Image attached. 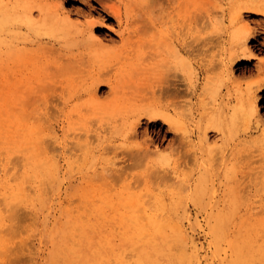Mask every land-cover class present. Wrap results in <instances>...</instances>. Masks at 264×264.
I'll use <instances>...</instances> for the list:
<instances>
[{"label":"bare ground","instance_id":"6f19581e","mask_svg":"<svg viewBox=\"0 0 264 264\" xmlns=\"http://www.w3.org/2000/svg\"><path fill=\"white\" fill-rule=\"evenodd\" d=\"M71 1L73 0H0V44L1 43H11L13 41V43L17 42V46H14V48L16 47L17 49V59L18 60H21L23 55H22V52H25L24 56L26 57V59L24 60H31L32 59V63H33V58L36 59V57H52L55 58L54 60V71L52 72H49L48 74H46L48 71L45 70L44 74V78H41L43 76L40 77L38 75V71H40V67H39V64L37 65L39 68H37V75L38 78H41V81L42 82H47V86H44V88H42L41 90H38L39 94L42 96V98L44 99L43 102H47V96H46V91L48 90H53V91H57V88H56V85L59 84L60 87H61V90H60V93L58 94L59 95V98L60 99H63V102L66 106H68L69 104V98L70 96H66L68 97L67 99L64 97V92L65 91H68L66 93H69L71 94V97L73 98H77L79 99L82 94L84 93V89H76L74 92L71 90V86L79 81H85L86 83V89L85 91L88 92V94L90 95V100L92 101L93 105L90 104L89 105V102H88V105L89 106H96L98 105V102L102 99V96L105 98H110L111 100L113 101H118V105L116 104L115 107H122L124 106L126 112L125 114L122 116L124 119H123V124L121 125V127L119 128L120 131L123 132V136L124 137V140L123 142L121 141L120 144H117V145H113L112 147L116 149L118 148H121V151L122 152H125V155L129 156L130 159H134V163L133 165L135 164H138L140 163L141 161L145 160V159H150L151 155H153V153H155L157 150H154L152 149L151 147L153 146V143L155 141V139L151 138L150 137V141L149 139H144L142 141H139L138 140L136 142H133L132 140L130 141V138L132 137H135V136H139L138 134L140 133L141 134V126L143 125V123L148 120L149 122H154V124L158 123L159 121H162L163 124H166L168 127L167 130H169L172 134V143L171 144V148H172V151H174L175 153V150L176 152H179L181 154L182 151H184L185 149L188 150L190 147V150L191 149H195L194 148H191L193 146H195L196 144V141H195V137L198 138V142L200 143H203V142H207L208 139H209V136L211 134H214L217 133L219 139L221 138L222 140V143L224 141H228V139H232L234 138L235 136V133L236 131L239 130V125L238 124H241L242 126H244L243 128V135L244 138L243 139H240V141L242 140L244 144L248 143V142H252V139H249L247 138V134H249V132H251V129L253 127H255L254 129H257V128H262V133L260 134V137L264 140V120H262L260 117L261 115L259 116L258 113L260 110L258 108H260V106H264V93L260 95V101H262L263 103H257L258 102V97H257V90L258 88H260L261 86H264V57L260 58L261 56L259 54H257L256 50L260 51V52H264V0H219L221 2L220 5V8H221V13L220 14H213V12L209 11L208 10V22L206 23V25L203 27V28H200V29H196L195 27V30L199 32V35L197 37H193L194 39L192 41H188L187 39V36H184V32L185 30L183 31V29L185 27H182L181 26H178V25H175L174 22L173 24L171 25L170 21H169V25L167 24L168 21H167V16L169 17L168 14H175L174 12L171 13V11L175 8V6H180L181 3H183L182 1H178V0H166L165 2L167 3V13L165 12L166 11V8H165V4L162 6V0H82L83 2L85 1V6H86V12L85 13H88L86 15V18L83 19V20H72V16L70 14V11L67 10L65 8V4H68L70 3ZM164 1V0H163ZM176 1H178L176 3ZM187 1V0H186ZM194 2H196V0H193ZM218 1V0H217ZM185 2V1H184ZM189 2V0H188ZM207 2H210V0H207ZM214 2V1H213ZM187 2H185L184 4H186ZM183 4V5H184ZM152 7V8H151ZM169 8H171L169 11ZM182 7H180L181 9ZM174 10H176L175 12H177V8H175ZM77 11V10H76ZM179 13V12H178ZM181 13V12H180ZM184 14V13H183ZM78 15V14H77ZM83 15V14H82ZM176 15V14H175ZM182 15V13H181ZM185 15V14H184ZM180 16V14H179ZM81 17V15H80ZM79 17V18H80ZM172 17V16H170ZM169 17V18H170ZM175 17V16H174ZM181 17V16H180ZM83 18V17H82ZM167 18V19H166ZM176 18V17H175ZM81 19V18H80ZM171 20V19H170ZM111 21V23H109ZM175 21V19L173 20ZM180 22V20H179ZM177 24V22H175ZM183 24V23H182ZM171 25V26H170ZM180 25V24H179ZM190 29V27L188 28V30ZM187 31V29H186ZM187 34V33H185ZM188 35V34H187ZM196 36V34L194 35ZM9 38V40H8ZM43 39H47V40H50V42H52V45L50 46H44L42 45V40ZM49 42V44H50ZM20 43H24L23 46H26V47H20ZM8 45V44H7ZM22 45V44H21ZM1 46V45H0ZM3 48V47H1ZM5 48V47H4ZM13 50L12 47L10 48L9 47V51ZM4 50V49H3ZM2 51V50H0ZM8 51V50H7ZM7 51H4L7 53ZM15 53V52H14ZM13 53V55H14ZM12 55V54H11ZM10 55V56H11ZM16 56V54H15ZM15 56L12 57V60H11V57L10 61L11 64L14 63V61H16L17 59L15 58ZM29 56V57H28ZM67 56V58H65ZM174 57V59H176V61H178L179 63H175L174 66H171L168 62V64L170 65L169 66V71H173L172 73L170 72L171 75L167 74V70L164 71V69H162L161 67L162 66H166L167 68V63L164 61L167 60L166 57ZM1 57V55H0ZM6 57V56H5ZM30 57H33L31 59H29ZM63 57L65 58V62H64V59ZM209 57V58H208ZM16 59V60H14ZM63 59V61H62ZM154 60V62L152 60ZM193 59H196L195 61H198L200 59H204L206 62L203 64V70L204 72H206V84H205V87H204V90L206 91V89H209L211 94L215 97V100H218V102L215 103V106L213 107V110H210L206 112V115L204 114V117L202 118V121L200 122V124L198 125V128L197 129H191L190 127V124L187 123L188 121H186V119L184 118L183 114L186 115L190 113L186 110H184V113H181L179 108L180 106L182 105V107H187L185 106V104H187V102L185 101V103L183 102L184 100L182 99L184 97L185 94H187L186 92H188V95H189V89L190 88H193V87H196V84H193L195 82H191L193 85L191 84H188V82H186V73L188 72L189 70V74H191L190 71H193L192 68L195 67V61H193ZM3 60V59H2ZM5 60V58H4ZM5 60V61H6ZM17 60V61H18ZM47 61H49V59H46ZM151 60V61H150ZM166 63V65L162 64L163 61ZM173 60V59H172ZM8 61H7V65H5V67L9 66L8 64ZM161 61V62H160ZM168 61V60H167ZM2 62V61H1ZM9 62V63H10ZM19 62V61H18ZM204 62V61H202ZM3 63V62H2ZM31 63V64H32ZM36 61L34 60V63L35 64ZM17 64V63H16ZM23 64V63H22ZM117 64H121L120 66H117ZM199 64V63H198ZM2 66V64H0ZM3 65V67H4ZM25 68H26V64H24ZM0 66V68L2 69V67ZM19 66V65H18ZM21 66V65H20ZM29 66V65H28ZM31 67V66H30ZM34 67V66H33ZM11 69L13 68L12 66L10 67ZM19 68L21 67H18V70ZM32 68V67H31ZM49 68V67H48ZM46 68V69H48ZM115 72L111 73V71L113 69ZM164 68V67H163ZM218 68V71H216L214 74L213 72L215 71L214 69ZM10 69V70H11ZM16 69V67H15ZM35 70V68H32ZM44 69V68H43ZM53 69V68H52ZM4 70V68L2 69ZM1 70V71H2ZM9 70V69H8ZM7 72L8 74H4L5 72H2L3 74H1V76L3 78L4 75H9V73L11 74V72ZM29 70V68H28ZM28 70H27V73H28ZM256 70V71H255ZM0 71V72H1ZM5 71H6V68H5ZM17 71V70H16ZM196 71V70H195ZM212 71V73H211ZM239 71V72H238ZM248 71H255L257 72V77L250 81L248 84H246V86L244 87H241L240 86V75L241 73L245 74L246 72L248 73ZM13 79L14 81H11V85L8 84L10 88L6 89V91L8 92L7 93V99H5L6 97H3V102L6 105H8L9 107V117H10V120L12 122H15V123H18L17 121H19L20 119H22V110L21 108H23V101H20V92H19V84H18V81L21 79V76H16V72L13 68ZM18 72H22L21 70H19ZM23 73V72H22ZM43 73V72H42ZM193 73V72H192ZM246 73V75H247ZM188 74V75H189ZM22 75H26V72L25 74H22ZM255 75V74H254ZM27 76V75H26ZM25 76V77H26ZM1 77V78H2ZM20 77V78H18ZM189 77H191L189 75ZM187 77V78H189ZM244 77V75H243ZM9 78V77H8ZM18 78V79H17ZM12 79V77H11ZM12 79V80H13ZM25 79V78H23ZM23 79L22 81L20 80V82L22 83L23 82ZM2 80V79H1ZM5 80L7 81V77L5 78ZM40 80V79H39ZM191 81V80H190ZM192 81H193V78H192ZM1 82V81H0ZM3 82V81H2ZM75 82V83H74ZM243 82V81H242ZM5 83V81L3 82ZM2 83V84H3ZM8 83V81H7ZM20 83V85H22ZM46 84V83H45ZM42 85V84H41ZM76 85V84H75ZM74 85V86H75ZM78 87V86H76ZM0 88H1V83H0ZM226 89V91H224ZM203 90V91H204ZM236 90L237 92L239 91V94L238 95H234V93L236 94ZM5 91V92H6ZM190 91H193L190 89ZM195 91V90H194ZM204 91V92H205ZM49 93V91H48ZM193 93V92H192ZM191 93V94H192ZM6 94V93H5ZM22 94V92H21ZM206 94V93H205ZM203 95V93H202ZM211 95V96H212ZM5 96V95H4ZM165 96L166 99H168V96L170 97V101L167 102V103H163V101L161 100V97ZM167 96V97H166ZM187 96V95H185ZM23 97V96H22ZM41 98V97H40ZM85 98V97H84ZM164 98V97H163ZM164 98V99H165ZM173 98V99H172ZM5 99V100H4ZM83 99V98H82ZM163 99V100H164ZM7 100V101H6ZM46 100V101H45ZM75 101V100H74ZM211 101V100H210ZM234 101V103H233ZM1 102V103H3ZM8 102V103H7ZM61 102V103H63ZM106 102V101H105ZM110 102V101H108ZM166 102V101H165ZM191 102V101H190ZM113 103V102H112ZM184 103V105H183ZM74 104V103H73ZM85 103L82 104V106H80V102H76V106L77 107H81L79 109L76 108L77 110V113L79 112H82V111H79V110H83L85 111L86 109L83 107ZM108 104V103H107ZM3 105V104H2ZM45 105V104H44ZM64 105V106H65ZM21 106V107H19ZM71 106V105H70ZM75 106V107H76ZM85 106V105H84ZM103 106V105H102ZM108 106V105H107ZM205 106V105H204ZM203 106V107H204ZM45 107V106H44ZM46 107L48 108V106L46 105ZM86 107V106H85ZM98 107V106H97ZM101 107V106H99ZM105 107V106H103ZM183 107V108H184ZM89 108V111H92L94 109H91L90 107H87ZM113 108V107H111ZM123 108V107H122ZM181 108V109H183ZM207 108V107H206ZM43 110V108H41ZM59 109V108H58ZM70 109V108H69ZM75 109V108H73ZM107 109V108H106ZM121 108H119L120 110ZM123 109V111H124ZM189 109V107H188ZM21 110V111H20ZM192 110V109H191ZM259 110V111H258ZM45 112H43V114L46 113V110H44ZM89 111H86V112H89ZM94 111H99V109L97 110H94ZM102 111V110H101ZM190 111V110H189ZM69 112V110H68ZM67 112V115H69L70 117L73 115H70L68 114ZM105 112V111H104ZM41 113V112H40ZM62 113V112H61ZM71 113V112H69ZM77 115L75 119L79 118V123L81 124H78V119L73 122V120L70 119V122L71 124L72 123H75V126L76 128H78L79 130H83L84 131V135H85V138L81 137L84 139L83 143L81 141V137L78 136L79 134H74V137L76 138L77 137V140H80L78 141V146L80 145V147L82 148H85L87 146L88 150L90 151L91 150V145L88 146V144L90 143V140L88 139L89 138V134L90 132H92V130L94 129H91L90 128V125L88 124V120L89 123L92 121L96 122V120H98V116L94 115L93 114V118H95V120H91L90 118H92V115L89 116L90 118L87 119L85 117V120L87 121H83V115H81V118H80V115L78 117V114L76 113V111H72V114ZM22 114V115H21ZM262 114V113H261ZM46 115V114H45ZM50 115V114H49ZM66 115V114H65ZM105 115V113H104ZM108 116V114H106ZM44 116V115H43ZM67 116V117H69ZM193 116V115H192ZM40 117V115H39ZM109 117L111 118L110 114H109ZM121 115L118 117L119 118V121L120 119L122 118ZM189 117V116H187ZM24 118V117H23ZM65 118V117H64ZM190 118V117H189ZM188 118V119H189ZM200 118V117H199ZM25 119V118H24ZM73 119V118H72ZM187 119V120H188ZM241 119V120H239ZM9 120V121H10ZM105 120V119H104ZM200 120V119H199ZM21 121V120H20ZM19 121V123H20ZM147 121V122H148ZM194 121V120H193ZM197 121V120H196ZM241 121V122H239ZM10 122V124L12 123ZM46 122V121H45ZM69 122V121H68ZM70 122L68 124H70ZM93 122V123H94ZM106 122V120H105ZM109 122V121H108ZM122 122V120H121ZM18 123V124H19ZM44 123V122H43ZM116 123V122H115ZM146 123V122H145ZM199 123V122H198ZM63 124V123H62ZM92 124V123H91ZM98 124V123H97ZM109 124V123H107ZM106 124V126H107ZM14 125V124H13ZM20 125V124H19ZM18 125V126H19ZM80 125V126H79ZM95 125V124H94ZM110 125V124H109ZM12 126V124H11ZM17 126V124H16ZM15 125L12 126L11 128H15L16 127ZM21 126H22V123H21ZM74 126V127H75ZM112 126V124H111ZM36 127V126H35ZM39 128V125L37 126ZM47 127V126H46ZM73 127V125H72ZM70 127V129L72 128ZM98 127V126H96ZM109 127V126H108ZM106 127V128H108ZM115 128L117 127L116 125L114 126ZM18 128V129H17ZM20 128V129H19ZM21 128H24L23 126L22 127H16L15 129H17V131H21V133H23V129ZM69 129V128H68ZM96 129V128H95ZM102 129V128H101ZM111 128H108V130H110ZM113 129V127H112ZM48 130H49V127H48ZM91 130V131H90ZM115 130V129H114ZM11 132L14 131L13 130H10ZM26 131V130H25ZM23 133L22 136H24L25 132ZM75 131V129H74ZM82 131V132H83ZM90 131V132H89ZM96 131V134H99L98 132H100L99 130H95ZM254 131V130H253ZM260 131V130H259ZM1 132V131H0ZM16 132V130H15ZM33 132V131H32ZM40 132V131H38ZM46 132V131H45ZM116 132V131H115ZM121 132V133H122ZM159 132V131H158ZM196 132L198 134H196ZM215 132V133H214ZM35 134L31 133V135H36V132H34ZM47 133V132H46ZM50 133V132H49ZM48 133V134H49ZM110 133V131H109ZM114 133V132H112ZM118 133V132H117ZM150 133V132H149ZM4 134V132H3ZM17 134V132H16ZM19 134V133H18ZM19 134V135H20ZM30 134V133H28ZM95 134V133H94ZM116 134V133H115ZM237 134V133H236ZM240 134V133H239ZM14 135V134H13ZM20 135V136H21ZM27 135V134H26ZM43 135V134H42ZM45 135V134H44ZM51 135V134H50ZM60 135V134H59ZM73 135V134H72ZM72 135H70L71 137H73ZM143 135V134H142ZM216 135V134H215ZM216 135V136H217ZM1 136H2V133H1ZM5 136V135H4ZM7 136V135H6ZM5 136V137H6ZM11 136V135H10ZM31 136V138H32ZM96 136V135H95ZM111 136V135H110ZM121 135H119L120 137ZM150 136V135H148ZM214 137V139L212 138V140L214 141L215 138L217 139V137ZM250 136V135H249ZM19 137V136H18ZM26 137V136H25ZM24 137V139H25ZM37 137V136H36ZM43 137V140H44V136ZM50 137V136H49ZM73 137V138H74ZM98 137V136H97ZM253 137V136H252ZM7 138V137H6ZM13 138V137H12ZM16 138V137H15ZM37 138H41V135L40 137H37ZM54 138V137H53ZM123 138V137H122ZM131 138V139H132ZM144 138V137H143ZM238 138V137H237ZM4 139V138H3ZM20 139V143L22 145V142L24 141ZM47 139V138H46ZM58 139V138H57ZM71 139V138H70ZM135 139V138H134ZM239 139V138H238ZM261 139V140H262ZM9 140V139H8ZM10 140H11V137H10ZM9 140V141H10ZM15 140V139H14ZM35 140V139H34ZM42 140V138L40 139ZM40 140H37V141H40ZM43 140L41 142H43ZM212 140H210V142H212ZM237 140V139H236ZM256 142H257V139H255ZM8 141V142H9ZM36 141V140H35ZM53 141V140H52ZM57 141V140H56ZM59 141V139H58ZM61 141V140H60ZM59 141V142H60ZM149 141V142H148ZM220 141V140H219ZM217 140V143L219 142ZM238 141V140H237ZM241 141V142H242ZM254 141V140H253ZM51 142V141H49ZM66 142V141H65ZM75 142V141H73ZM77 142V141H76ZM107 142V141H106ZM110 142V141H109ZM156 142V141H155ZM216 141H214L213 143H215ZM239 142V141H238ZM250 142V143H251ZM11 144L13 143V148H15V144L14 142H10ZM34 143V142H33ZM40 143V142H39ZM38 143V145H39ZM64 143V142H63ZM72 143V142H70ZM150 143H152L151 147H150ZM169 143V142H168ZM249 145H252V143ZM259 143V142H258ZM263 145H264V142H262ZM18 144V143H17ZM66 144V143H65ZM169 144V145H170ZM199 144V143H198ZM206 144V143H205ZM220 144V143H219ZM233 144H236V142H234ZM255 144V143H254ZM253 144V146H255ZM20 147H23L21 146ZM42 145V143H41ZM46 145V144H45ZM52 147H53V143L51 144ZM61 145V144H60ZM75 145V144H73ZM72 145V146H73ZM105 145V144H104ZM111 145V144H110ZM161 145V144H160ZM168 145V146H169ZM197 145V144H196ZM207 145L210 146V144L208 143ZM238 145V143H237ZM237 145H235L237 147ZM69 146V145H68ZM77 146V145H76ZM77 146V147H78ZM84 146V147H83ZM101 146V145H100ZM204 146V145H203ZM214 146V145H213ZM216 148L218 147V144L215 145ZM214 146V147H215ZM229 146V145H228ZM261 146V145H260ZM36 147V146H35ZM48 147V146H47ZM46 147V148H47ZM60 147V146H59ZM159 147V146H158ZM157 147V148H158ZM202 147V146H201ZM240 147V146H239ZM249 147V146H248ZM10 148V146L8 147ZM9 149V150H12V152L14 151V149ZM41 147L38 146L37 150L35 149V151H39ZM45 148V147H44ZM55 148V146H54ZM64 148V147H63ZM79 148V147H78ZM86 148V149H87ZM90 148V149H89ZM94 148V147H93ZM92 148V149H93ZM111 148V147H110ZM155 148V147H153ZM185 148V149H183ZM188 148V149H187ZM210 148L212 150H214L211 146ZM209 148V149H210ZM220 145L219 147L217 148L219 150ZM223 148V147H222ZM238 148V147H237ZM243 148V147H242ZM250 148V147H249ZM256 149L252 150L253 152L257 153V150H260L259 154L264 156V146H261V147H254ZM258 148V149H257ZM24 149V148H23ZM33 149V148H32ZM73 148L71 147V149L69 151H71ZM104 149V148H103ZM156 149V148H155ZM175 149V150H174ZM180 149H183L181 152H180ZM208 149V151H210ZM241 149V148H240ZM42 150V149H41ZM68 150V148H67ZM65 150V153L66 151ZM75 150V149H74ZM85 150V149H84ZM171 150V149H170ZM179 150V151H178ZM185 150V152H186ZM202 150V149H201ZM205 150V149H204ZM207 150V149H206ZM217 150V151H218ZM232 150V148H231ZM247 150V149H246ZM246 150H245V153H246ZM256 150V151H255ZM22 151V150H21ZM34 151V150H32ZM33 153V156L31 155V153L29 152L28 155L22 156V154H19L21 156V159L19 160V158L15 157V159L17 158L19 161H17V163H21L20 166L22 165L24 168L20 169V170H23V171H11L14 172V177H18V178H14L12 177L13 179L11 180H15L14 183L13 181H9L7 178L6 179H3L2 178V181L0 182V195L3 196L2 198L4 200H1L4 202L3 205L4 207L6 206V210H9V211H12V209L14 207H16V205L19 207V205L25 203V202H28L30 200V196L29 197V194L31 192H35L36 190L34 189L35 185L36 184H33L32 182L31 185L34 186V187H30L28 188L27 182L29 179L33 181V179L36 180V178H39L41 177L42 175H47L51 177V180L53 181L54 177H53V174L55 172V167L53 166L54 164V159L53 161L46 155V157H48L50 159V161L47 160V162L44 161V164H43V161H42V164H39L41 163L40 160H39V157L38 155L40 154V152H38L39 154H35L34 152ZM43 151H47V149L43 150ZM42 151V152H43ZM52 151V149H51ZM50 151V152H51ZM59 151V150H58ZM64 151V150H63ZM82 151V150H81ZM113 151V149L111 150ZM189 151V150H188ZM188 151L187 153H184V155H187L188 156ZM216 151V149H215ZM216 151V152H217ZM222 151V150H221ZM228 151V150H227ZM22 152H25V151H22ZM36 152V153H37ZM72 152V151H71ZM75 152V153H74ZM214 152V151H213ZM220 152V151H219ZM232 152V151H231ZM17 153V152H16ZM20 153V152H19ZM52 153H54L52 151ZM79 153V152H78ZM86 151H84V154L86 156ZM92 153V152H91ZM102 153V152H101ZM107 153V152H106ZM117 153V152H116ZM158 154V152H156ZM173 153V152H172ZM178 153V154H179ZM193 156L196 155V159H197V153L198 151L195 150V152L192 151ZM211 153V151H210ZM209 153V154H210ZM242 153V151L240 152ZM239 153V155H240ZM18 154V153H17ZM48 154V152H47ZM68 154V152L66 153ZM70 154V153H69ZM73 154L74 156L71 154V158L73 156V158L77 155L76 154V151H73ZM105 154V153H104ZM160 154V153H159ZM176 153V156L178 155ZM179 154V155H180ZM204 154H206L204 152ZM212 154V153H211ZM210 154V155H211ZM220 154V153H219ZM238 154V153H237ZM252 152L250 150V154L247 155L246 153V156L247 157H251L252 155ZM10 154L8 153V156ZM13 155V154H12ZM14 155L15 154V151H14ZM37 155V156H36ZM44 156V158L42 159H46L44 153L42 154ZM62 155V154H61ZM82 155V154H80ZM89 154L87 153V156ZM99 155V154H97ZM101 155V154H100ZM169 155V154H168ZM175 155V154H173ZM172 155V157H173ZM182 155V154H181ZM218 155V153L216 154ZM222 155V153L220 154V156ZM234 154L232 153V156ZM1 156V155H0ZM42 156V157H43ZM65 156V155H64ZM68 156V155H67ZM84 156V157H85ZM161 156V155H160ZM170 156V155H169ZM169 156H166L167 158ZM190 156V154H189ZM219 156V155H218ZM224 156V155H223ZM226 156V155H225ZM231 156V155H230ZM236 156V154H235ZM243 156V155H241ZM13 158V156L10 155V158ZM31 157H35L36 159L34 158H31ZM38 157V158H37ZM82 157V156H81ZM83 157V158H84ZM104 157V156H103ZM171 157V158H172ZM175 157V156H174ZM179 157V156H177ZM214 157L216 156H212V158H210V162H212L211 159L214 160ZM222 157V156H221ZM220 157V159H222ZM246 157V158H247ZM253 157H259L258 156V153H257V156L255 155L254 156V153H253ZM251 157V158H253ZM4 158V157H3ZM9 158V159H10ZM11 158V159H12ZM41 158V157H40ZM72 160L75 161V158ZM90 158V157H89ZM96 158H99V157H96ZM102 158V157H100ZM99 158V160H100ZM114 158V157H113ZM125 158V157H124ZM128 158V157H127ZM171 158L169 157L167 159V164L169 160H171ZM182 158V156L180 157ZM192 156L190 157V160ZM202 158V157H201ZM209 158V157H208ZM207 158V160H208ZM228 158V157H227ZM235 158H238V157H235ZM244 159V157H242ZM250 158V159H251ZM262 158V157H261ZM264 158V157H263ZM10 159V160H11ZM23 159V163L21 162V160ZM26 159V160H25ZM38 159V161H37ZM85 159H87L85 157ZM194 159V158H193ZM204 159V158H203ZM216 159V158H215ZM234 159V158H233ZM239 159H241V157H239ZM242 159V161H243ZM76 160H78L76 158ZM106 160V159H104ZM110 160V159H109ZM107 160V161H109ZM112 160V159H111ZM124 159H122L123 161ZM158 160V159H157ZM161 160V159H160ZM185 160V159H183ZM189 160V158L187 159ZM186 160V161H187ZM238 160V159H237ZM249 160V159H248ZM257 160V159H255ZM260 160V158L258 159ZM257 160V161H258ZM262 160V159H261ZM14 161L13 164H15L16 162ZM65 161V160H64ZM68 161L70 162L69 165H71V162L70 159L68 158ZM79 161V160H78ZM91 161V160H90ZM89 161V162H90ZM159 161V160H158ZM185 161V162H186ZM204 162L206 161V158L205 160H203ZM234 161V160H233ZM232 161V162H233ZM236 161V160H235ZM241 161V160H239ZM238 161V162H239ZM251 161V160H249ZM255 161V162H257ZM10 162V161H8ZM50 162V163H49ZM55 162H57V159L55 160ZM106 162V161H105ZM110 162V163H109ZM107 162L108 165H115L116 164V161H109ZM189 162V161H188ZM192 162H194V160H192ZM216 162V161H215ZM221 162V161H220ZM252 162V161H251ZM250 162V164L248 165L250 167V165H252V163ZM254 162V160H253ZM11 163V162H10ZM18 163V164H19ZM74 163V162H73ZM99 163V162H97ZM118 163V162H117ZM125 163V162H124ZM182 161L179 162L178 158H174V160H172L171 166L172 167V177H174L175 179H177L178 181H180L181 183V187L183 188V183L182 182H186L188 179V177H186V172H188L187 170L189 169V171H192L191 170V166L193 168V166L195 164H192L190 165L189 163V166H187V164L184 165L185 169H179V168H182V166L180 167ZM196 163V161H195ZM200 163V162H199ZM209 163V162H208ZM2 164V163H1ZM17 164L16 167H20L19 165ZM58 163H56L57 165ZM90 164V163H89ZM93 164H94V161H93ZM127 164V163H125ZM219 164V163H218ZM221 164V163H220ZM219 164V165H220ZM234 164V163H233ZM238 164H241V162H239ZM243 164V163H242ZM241 164V165H242ZM247 164V163H246ZM255 164V163H254ZM253 164V165H254ZM74 165V164H73ZM95 165V164H94ZM198 165V164H197ZM207 165V164H206ZM210 165V163H209ZM228 165V164H227ZM240 165V166H241ZM259 165V164H258ZM10 166V165H9ZM15 166H12V167H15ZM68 166V165H67ZM119 166V165H118ZM201 166V165H200ZM205 166V164H204ZM224 166V165H222ZM229 166V165H228ZM234 166V165H233ZM65 167V165H64ZM102 167V166H101ZM114 167V166H113ZM112 167V168H113ZM127 167V166H126ZM131 167V166H130ZM183 167V168H184ZM188 167V168H187ZM190 167V168H189ZM203 167V166H202ZM215 167V166H214ZM218 167V166H217ZM230 167H232V165H230ZM257 167V166H256ZM105 168V167H103ZM115 168V167H114ZM128 168V167H127ZM197 168V167H196ZM200 168V167H199ZM235 168V167H233ZM237 168V166H236ZM236 168L234 170H236ZM246 168V167H245ZM264 168V167H263ZM8 169V168H7ZM6 169V170H7ZM16 169V168H15ZM19 169V168H18ZM71 169V167H70ZM116 169V168H115ZM130 169V168H129ZM208 169V168H207ZM218 169V168H217ZM228 169V167H227ZM249 169V168H248ZM256 168H254L255 170ZM258 169V167H257ZM260 169V168H259ZM9 170V169H8ZM7 172V174L10 175V170ZM105 170V169H104ZM110 170V169H109ZM112 171H114L113 169H111ZM118 169H116L115 171H117ZM121 170V169H120ZM211 170V169H210ZM213 170V169H212ZM222 170V169H221ZM220 170V171H221ZM252 170V169H251ZM100 171V170H99ZM169 171V170H167ZM201 171V170H200ZM205 172V170H203ZM214 171H216L214 169ZM249 171V170H248ZM259 171V170H258ZM21 173L22 172V175L18 174V176L16 175L17 173ZM211 172V171H210ZM213 172V171H212ZM233 173V170L231 171ZM230 172V173H231ZM247 172V170L245 171L244 170V174ZM251 172L250 175H253V174H256L255 173H252V171H249ZM247 172V173H249ZM5 173V174H6ZM16 173V174H15ZM114 173V172H113ZM123 173V172H121ZM165 173V172H164ZM191 173V172H190ZM189 173V174H190ZM193 173V172H192ZM195 173H198V172H195ZM223 173V172H221ZM231 173V174H232ZM236 173V172H235ZM258 173V172H257ZM4 174V175H5ZM117 174V173H116ZM126 174V173H125ZM171 174V173H170ZM188 174V176H189ZM200 174V173H198ZM202 174H204L202 172ZM225 176H226V173H224ZM230 174V175H231ZM16 175V176H15ZM52 175V176H51ZM64 175V174H63ZM120 175V174H119ZM169 175V174H168ZM229 173L227 175L228 178L231 179ZM237 175V174H236ZM235 175V176H236ZM249 175V174H247ZM114 175H112L111 177H113ZM129 176V175H128ZM171 175H169V179L172 177H170ZM204 176V175H203ZM234 176V175H233ZM246 176V175H245ZM255 175H253L254 177ZM7 177V176H6ZM11 178V176H8ZM47 177H44L43 179L47 178ZM105 178V176H102ZM160 177V176H159ZM161 177H163L161 175ZM165 177H168V176H165ZM196 177V176H195ZM202 177V176H201ZM211 177V175H210ZM215 177V176H214ZM264 177V176H263ZM9 178V179H10ZM49 178V177H48ZM102 178V180L104 179ZM197 178V177H196ZM203 178V177H202ZM209 178V177H208ZM213 178V177H212ZM235 179V177H233ZM245 178H248L247 176ZM244 178V179H245ZM252 178V177H251ZM249 178V179H251ZM261 178V177H260ZM40 179V178H39ZM41 182V184L39 185L40 189L42 188L41 185H43V182L42 181V178L41 180H39ZM58 179V178H57ZM91 179V178H90ZM167 180H169L168 178H166ZM195 179V178H194ZM193 179V180H194ZM201 179V178H200ZM207 179V177H206ZM204 179V180H206ZM229 179V180H230ZM256 179V178H255ZM97 180H98V177H97ZM101 180V179H100ZM177 180H174L177 182ZM204 180L200 181V182H203ZM240 180V179H238ZM237 180V181H238ZM248 180V179H247ZM254 180V178H253ZM257 180V179H256ZM95 181V180H94ZM99 181V180H98ZM104 183H106L105 181L106 180H103ZM102 181V182H103ZM170 181V180H169ZM173 181L172 179V182L170 181L171 184H175V182ZM213 181V180H212ZM225 181V180H224ZM236 181V183H237ZM241 181V180H240ZM244 181V180H243ZM242 181V183H243ZM260 181V180H259ZM258 181V183H259ZM47 183V181H45ZM44 182V184H45ZM63 182V181H62ZM91 182V180H90ZM96 182V181H95ZM100 182V181H99ZM194 182V181H193ZM197 182V181H195ZM206 182V181H204ZM248 182V181H247ZM246 182V183H247ZM53 183V182H52ZM130 183V182H129ZM188 183V182H187ZM187 183L185 184L186 187H187ZM210 183H211V180H210ZM227 183V181H226ZM249 183V182H248ZM253 183V182H252ZM27 184V185H26ZM51 184V183H50ZM57 184H60V183H57ZM63 184V183H62ZM128 184V183H127ZM179 184V183H178ZM190 184V183H189ZM197 184V183H196ZM195 184V185H196ZM233 184V183H231ZM239 184V183H237ZM251 183H249L248 185L250 186ZM29 185V186H31ZM37 185V186H38ZM47 186H49L48 184H46ZM52 185V184H51ZM61 185V184H60ZM97 185V184H96ZM130 185V184H128ZM180 185V184H179ZM184 185V192L186 191V187ZM193 185V184H192ZM193 185V186H195ZM230 185V184H229ZM241 185V184H240ZM242 185H245L247 186V184L243 183ZM258 185V184H257ZM260 185V184H259ZM86 186H90V185H86ZM84 185V187H86ZM101 185H99V188H102L100 187ZM174 186V185H173ZM199 186V185H198ZM208 186V185H207ZM57 187V186H56ZM83 187V185H82ZM98 187V186H97ZM132 187V186H131ZM175 187H176V184H175ZM189 187V186H188ZM187 187V189H188ZM200 188L201 187H205L204 185L203 186H199ZM264 187V186H263ZM33 188V189H32ZM45 188H47L45 186ZM49 189L51 187H48ZM58 188V187H57ZM92 188V187H90ZM94 188V187H93ZM99 188H97L98 190H100ZM128 187H126L125 189L127 190ZM180 188V186L177 188L176 187V190H178ZM191 188V187H190ZM196 188V186H195ZM207 188V187H206ZM205 188V189H206ZM44 189V186L43 188L41 189V191ZM52 189V188H51ZM56 189V188H55ZM123 189V190H125ZM129 190H131L130 188H128ZM197 189V188H196ZM202 189V188H201ZM264 189V188H263ZM29 190H31V192H29ZM38 190V189H37ZM59 190V189H57ZM55 190V192L57 191ZM86 190L89 191L86 187ZM98 190H97V193H98ZM107 190V189H106ZM105 190V191H106ZM121 190V191H123ZM125 190V192H126ZM183 189H179L178 191H180ZM200 189H198L197 191V194L199 193L201 195V193L199 192ZM94 191H95V188H94ZM103 191V190H102ZM128 191V190H127ZM181 191V192H182ZM190 191V190H189ZM192 191V190H191ZM201 191V190H200ZM205 191V190H204ZM29 192V193H28ZM40 192V191H39ZM38 192V193H39ZM44 192V191H43ZM41 192V193H43ZM63 192V190H62ZM81 192V191H80ZM84 192V191H83ZM81 192V194L83 195L84 193ZM93 192V190H92ZM109 192H114L113 191H109ZM134 192V191H133ZM181 192H178L177 194H179L180 196V193ZM36 193V192H35ZM34 193V195H35ZM59 193V191H58ZM86 193H89V192H86ZM96 193V192H95ZM97 193L95 194V196L97 195ZM123 193V192H122ZM173 193V191L171 192V194ZM187 193V192H186ZM193 193V192H192ZM195 193V192H194ZM32 194V193H31ZM93 194V193H92ZM92 194L90 196H92ZM100 194V192H99ZM102 194V193H101ZM106 194V192H105ZM120 194V193H119ZM124 194V193H123ZM135 194V192H134ZM182 194V193H181ZM185 194V193H184ZM204 194V193H202ZM62 195V194H61ZM94 195V194H93ZM117 195V194H116ZM131 195V194H130ZM136 195V194H135ZM183 195V194H182ZM195 195V194H194ZM36 196V195H35ZM40 196V195H39ZM44 196V195H43ZM85 196V195H84ZM98 196V195H97ZM106 196V195H105ZM108 196V195H107ZM121 195H119L118 197H120ZM177 196V195H176ZM71 197V196H70ZM86 197V196H85ZM87 197H89L87 195ZM94 197V196H93ZM93 197H90L91 199ZM99 199L100 197H104L103 195L102 196H98ZM111 197V196H109ZM117 197V198H118ZM126 198V195L123 196ZM128 197V196H127ZM132 197H135V196H132ZM132 197H131V200H132ZM175 197V196H174ZM201 197V196H200ZM45 198V197H44ZM44 198H42L44 200ZM67 198V197H66ZM73 198V197H72ZM108 198V197H107ZM112 198V199H111ZM111 201L113 200V196L111 197ZM141 198V197H140ZM193 198V197H192ZM202 198V197H201ZM39 199V198H38ZM65 199V198H64ZM127 199H130L129 197ZM136 199V198H134ZM139 198H137L138 200ZM174 199V198H173ZM196 199V198H195ZM262 199V198H261ZM103 200V198H102ZM100 200V201H102ZM119 201L121 200L120 198L118 199ZM126 200V199H125ZM130 200V202H132ZM194 200V199H193ZM255 200V199H254ZM257 200V199H256ZM260 200V199H259ZM0 201V202H2ZM34 201V199L32 200V202ZM104 201V200H103ZM109 201V202H111ZM128 201V200H127ZM126 201V202H127ZM173 201V200H172ZM199 201V199H198ZM30 202V201H29ZM44 202V201H42ZM94 202V201H93ZM113 202V201H112ZM117 202V200H116ZM135 202V201H134ZM140 202H142L141 200L140 201H137L138 205L136 206L137 208L140 206ZM178 202V201H177ZM255 202V201H254ZM261 202V200H260ZM259 202V203H260ZM263 202V200H262ZM39 203V202H38ZM51 203V202H50ZM97 203V202H96ZM105 203V201H104ZM107 203V202H106ZM124 203V202H123ZM172 203V202H171ZM174 203V201H173ZM26 204V203H25ZM35 204V203H34ZM37 204V203H36ZM134 205V203H132ZM136 204V202H135ZM219 204V203H218ZM250 204V202H249ZM253 204V203H252ZM257 204V203H255ZM262 204V203H261ZM264 204V203H263ZM53 205V203H52ZM127 206L130 205V203L128 202V204H126ZM143 205V204H142ZM170 205V204H169ZM174 205V204H173ZM177 205V203H176ZM2 206V207H3ZM41 206V204H40ZM43 206V205H42ZM0 206V250H5L7 249V245L9 244L8 243V236L6 237L5 236V230L4 228L7 227V223H6V220L8 219V222H9V219H10V214L11 212L7 211V213L9 214V218L6 217L7 214H5L6 210L3 211V209L1 210L2 208ZM44 207V206H43ZM50 207V206H49ZM63 207V206H62ZM130 207V206H129ZM133 207V206H132ZM135 207V205H134ZM255 207V206H254ZM253 209L251 208V210H256L257 207H255ZM28 208V207H27ZM36 208V207H35ZM48 208V207H47ZM79 210L81 211V205L79 207ZM97 208V207H96ZM141 208V207H140ZM144 208V206H143ZM168 208V207H167ZM250 208V207H249ZM261 208V207H260ZM5 209V208H4ZM11 209V210H10ZM17 209V208H16ZM19 209V208H18ZM68 209V208H67ZM86 209V208H85ZM95 209V207H94ZM174 209V208H173ZM246 209V208H245ZM258 209V208H257ZM35 210V209H34ZM76 210V209H75ZM75 210H72V211H75ZM91 210V209H90ZM100 210V209H98ZM97 210V211H98ZM132 210L138 214L139 212L140 213H144V215L148 212H144L145 209H141V211H138L139 208H138V212L136 211V209H133ZM176 210V209H175ZM174 210V211H175ZM260 210V209H259ZM258 212L260 213L261 211ZM25 211V209L23 210ZM28 211V210H26ZM30 211V210H29ZM28 211V212H29ZM33 211V210H32ZM71 211V213H72ZM77 211V210H76ZM173 211V210H172ZM171 211V213H172ZM178 211V210H176ZM223 211V210H222ZM221 211V212H222ZM234 211V210H233ZM232 211V212H233ZM238 211V210H237ZM235 211V212H237ZM257 211V210H256ZM15 212L12 211V213ZM21 212V211H20ZM37 212V211H35ZM52 212V211H51ZM54 212V211H53ZM78 212V211H77ZM76 212V213H77ZM82 212V211H81ZM80 212V213H81ZM88 213L89 212V209L87 211ZM131 212V211H130ZM133 212V214H135ZM160 212V211H159ZM220 212V213H221ZM244 212V211H243ZM250 212V211H248ZM19 213V210H17V214ZM75 213V212H74ZM73 213V214H74ZM79 213V212H78ZM92 213V212H91ZM121 212H119L120 214ZM125 213V212H124ZM123 213V214H124ZM152 213V212H151ZM217 213V212H216ZM254 213V211L252 212ZM264 213V212H263ZM261 212V214H263ZM14 215L16 213H13ZM23 213H21V216H22ZM25 214V212H24ZM38 214V213H37ZM46 214V213H45ZM72 214V215H73ZM85 214V213H84ZM102 214V213H101ZM131 214V213H130ZM135 214V218L137 219V222L139 220V216L136 217L137 215ZM150 214V213H149ZM148 214V215H149ZM161 214V213H160ZM159 214V215H160ZM169 214V213H168ZM218 214V213H217ZM225 214V212H224ZM227 214V213H226ZM236 214V213H234ZM20 215V214H19ZM28 215V214H27ZM30 215V214H29ZM33 215H36L33 213ZM47 215V214H46ZM75 215V214H74ZM82 215V216H81ZM80 217H82V220H85V218H88V217H85L83 219V214L81 213ZM100 215V214H98ZM113 215V214H112ZM111 215V216H112ZM115 215V214H114ZM132 215V214H131ZM139 215V214H138ZM147 215V214H146ZM145 215V216H146ZM147 215V217H148ZM177 215V213H176ZM220 215V214H219ZM244 215V214H243ZM249 215V214H248ZM11 216H13L11 214ZM21 216L20 219H21ZM89 216V215H88ZM104 216V215H102ZM125 217V215H123ZM145 216L142 215L141 219L143 220V217H144V220L145 219ZM154 216V215H153ZM161 216V215H160ZM163 216V215H162ZM161 216V218H162ZM167 215H164L162 219H166L165 223H167V218L165 217ZM221 216V215H220ZM237 216V215H236ZM246 216V215H245ZM244 216V217H245ZM256 216H259V215H256ZM14 217V216H13ZM17 217V216H15ZM14 217V219H15ZM24 217V215L22 216ZM33 217V216H32ZM31 217V218H32ZM54 217V216H53ZM105 217V216H104ZM119 217V216H118ZM127 217V216H126ZM134 217V216H132ZM146 217V218H147ZM152 216H150L151 218ZM165 217V218H164ZM169 217V216H168ZM180 217V215H179ZM218 217V216H217ZM250 217V216H248ZM247 217V218H248ZM7 218V219H6ZM12 218V217H11ZM28 218V217H27ZM30 218V216H29ZM36 217L34 216V218H32V224L33 223V220L35 219ZM39 218V217H38ZM43 218V217H41ZM40 218V219H41ZM46 218V217H45ZM44 218V219H45ZM97 218V217H96ZM109 218V217H108ZM120 218V217H119ZM118 220H122L121 218ZM123 218V217H122ZM130 217H127L126 220L132 222V218H130V220L128 219ZM133 218V219H135ZM148 219V221L150 220V226L148 227L147 224L144 225L145 223H148L147 221H145V223L141 222L142 224L140 225L142 227V225H144L145 227L148 228V233L144 232L146 230H141V228L139 229H135L133 231L132 234H130V238H135L136 241H139L141 242L142 240L145 242V239L142 238V234L144 233L145 235H148L149 236V239L148 240H151L150 239V233H153V236L151 238H153L154 240H157V243H165V242H169V241H172L171 239L173 238V236L175 237L174 234H168V232L164 231L166 225L165 223H158L153 217L152 220L151 219ZM175 218V217H173ZM212 218V217H211ZM210 218V219H211ZM231 218V217H230ZM246 218V217H245ZM244 218V219H245ZM262 218V217H261ZM24 219V218H23ZM26 219V218H25ZM54 219V218H53ZM68 219H69V216H68ZM112 219V218H111ZM114 219V218H113ZM135 219V220H136ZM141 219L139 221H141ZM222 219V218H221ZM255 219V218H254ZM260 219V218H259ZM259 219H258V222H259ZM18 220V219H17ZM16 220V221H17ZM36 220V219H35ZM34 220V221H35ZM38 220V219H37ZM72 220V219H71ZM87 220V219H86ZM133 220V221H135ZM170 220V218H169ZM172 220V219H171ZM176 220V219H175ZM212 220V219H211ZM220 220V219H219ZM236 220V218H235ZM250 220H252L253 222V218H251ZM261 220V219H260ZM264 220V219H263ZM88 221V220H87ZM177 221V220H176ZM182 221V220H181ZM217 221V220H216ZM237 221V220H236ZM240 221V220H239ZM262 221V220H261ZM14 222L13 219H11V223ZM44 223V221H42ZM71 222V221H70ZM75 224H76V221H74ZM136 222V223H137ZM227 222V220H223L221 221L217 226L214 227V236H215V239H216V242H217V245L218 247L220 248V243L221 241H226L227 240V243L229 244V248H231L230 250L232 251L230 254H227L221 259L222 260V264H256V262H262L264 263V242L259 244V248H256L257 250L259 251H256L254 248V246L256 245H253V242H256L254 241L255 239H253L250 234H249V229L252 227H254L253 225H255V223L253 225H251L250 228H247V227H244L243 225V229L242 231H239L240 228H239V232L240 233H237V234L232 238V239H228L227 236H226V233L224 232V228H223V225ZM255 222V221H254ZM256 222V223H258ZM264 222V221H263ZM15 223V222H14ZM51 223V222H50ZM49 223V224H50ZM53 223V222H52ZM66 223H68L66 221ZM72 223H73V220H72ZM81 223V222H79ZM121 223V222H119ZM148 223V224H149ZM171 223V221H170ZM176 223V222H175ZM19 224V223H17ZM21 224V223H20ZM19 224V225H20ZM35 224H36V221H35ZM74 224V223H73ZM74 224V225H75ZM87 223H85L86 225ZM118 224V223H117ZM122 224V223H121ZM134 224V223H133ZM210 224V223H209ZM241 224V223H240ZM249 224V223H248ZM261 224L260 223V227H261ZM16 225V224H15ZM29 225H30V222H29ZM72 225V224H71ZM120 225V224H119ZM118 225V226H119ZM131 225V224H130ZM180 225V224H178ZM178 225H175L178 227ZM213 225V224H211ZM236 225V223H235ZM257 225V224H256ZM264 225V224H262ZM9 226V225H8ZM18 226V225H16ZM31 226H34V225H31ZM31 226H29L28 228L29 229H32ZM59 226V225H58ZM76 226V225H75ZM79 226V225H77ZM129 226V225H128ZM135 226V225H133ZM143 226V228H145ZM163 226V227H162ZM233 226V225H232ZM21 227V226H20ZM24 227V226H23ZM46 227V226H45ZM82 227V225L80 226ZM95 227V226H94ZM93 227V228H94ZM100 227V226H99ZM113 227H116L117 229V225L116 226H113ZM138 227V226H137ZM172 227H174V224L172 223ZM176 227V228H177ZM180 227V226H179ZM179 227L176 229L174 227V229H176L178 232L179 230ZM239 227V225H238ZM257 227V226H256ZM258 226V228H260ZM15 228V227H14ZM68 228V227H67ZM75 228V227H74ZM78 229H82V228H79L77 227ZM84 228V227H83ZM92 228V227H91ZM127 228V226L125 227ZM129 228V227H128ZM227 228V227H226ZM225 228V229H226ZM247 228V229H246ZM255 228V227H254ZM11 229H13L11 227ZM27 229V228H26ZM39 229V228H38ZM95 229V228H94ZM132 229V228H131ZM170 229V228H169ZM185 229V228H184ZM238 229V228H237ZM257 228H255L256 230ZM260 229H262V231H264V227L262 226ZM259 229V230H260ZM16 230V229H15ZM14 230V231H15ZM19 230H22V228ZM18 230V231H19ZM25 230V229H24ZM28 230V229H27ZM74 230H77V229H74ZM119 230V228L117 229V231ZM124 230V229H122ZM133 230V229H132ZM231 230V229H230ZM236 230V229H235ZM7 231H8V228H7ZM11 231V230H10ZM23 231V230H22ZM31 231V230H30ZM29 231V232H30ZM125 231V230H124ZM150 231V232H149ZM252 231V229L250 230ZM254 231V230H253ZM252 231V232H253ZM258 231V229H257ZM261 231V230H260ZM32 232V231H31ZM30 232V233H31ZM71 232V230H70ZM72 232H73V229H72ZM121 232L122 234V231H119ZM143 232V233H142ZM186 232H188L186 230ZM209 232V231H208ZM212 232V230H211ZM233 232V234H235ZM255 232V231H254ZM253 232V233H254ZM8 233V232H7ZM11 233L14 234V232L12 231ZM18 233V232H17ZM54 231L51 232V238H52V241L54 242L55 241V235H54ZM63 233V232H62ZM65 233V232H64ZM63 233V234H64ZM78 233V232H77ZM172 233V232H171ZM175 233V231H174ZM189 233V232H188ZM256 233V232H255ZM264 233V232H262ZM10 234V233H9ZM22 234V233H21ZM24 234H27L26 236H28V231L27 233H25L24 231ZM69 234V233H68ZM81 234V233H80ZM143 234V235H144ZM252 234V233H251ZM31 235H33L31 233ZM78 235V234H77ZM184 235V234H183ZM188 235V234H187ZM212 235V233H211ZM263 235V234H262ZM18 237V235H16ZM19 238L21 239H27L26 236L24 238L21 237L20 233H19ZM79 236V235H78ZM101 236V235H99ZM108 236V235H107ZM231 236V235H229ZM256 236V235H254ZM11 237V236H10ZM12 237L14 238V236L12 235ZM127 237V236H125ZM186 237V236H185ZM188 237V236H187ZM186 237V238H187ZM213 237V235H212ZM12 238V239H13ZM29 238V236H28ZM38 238V237H37ZM45 238V237H44ZM70 238V236H69ZM72 238V237H71ZM70 238V239H71ZM77 239V237H75ZM116 238V237H115ZM142 238V240H141ZM185 238V239H186ZM189 238V237H188ZM256 238H258L256 236ZM11 239V238H9ZM47 239V238H46ZM104 239V238H103ZM146 239V241H147ZM34 240V239H33ZM32 240V241H33ZM37 240V239H36ZM176 240V239H175ZM258 240V239H257ZM264 240V239H263ZM17 241V240H16ZM21 241V240H19ZM28 241V239H27ZM31 241V240H30ZM28 241V243L30 242ZM38 241V240H37ZM43 241V240H42ZM72 241V239H71ZM75 243L74 244H78L79 242L73 240ZM108 241V240H107ZM180 241V240H179ZM186 241V240H185ZM184 241V242H185ZM260 241V238L259 240ZM22 242V241H21ZM26 242L23 241V243ZM44 242V241H43ZM49 242V241H48ZM134 243V241H131V243ZM138 242V243H139ZM142 242V243H144ZM153 242V241H152ZM173 242V241H172ZM176 242V241H175ZM214 242V241H212ZM8 243V244H7ZM64 243V242H63ZM137 243V244H138ZM156 243V241H155ZM196 243V242H195ZM194 243V244H195ZM258 243V242H257ZM31 244V242L29 243ZM35 244V242H34ZM45 244V242H44ZM140 244V243H139ZM138 244V245H139ZM172 245H175L176 246V243L173 244L171 243ZM190 244V242H189ZM11 245V243H10ZM16 245V244H15ZM79 245V244H78ZM136 244H134L133 246H130V247H133L135 246ZM138 245H136V250L133 251L136 255L138 252L137 251V248L139 247ZM152 245V244H151ZM151 245L147 244L145 249H146V252L148 253L149 252V249L151 247ZM170 245V246H172ZM214 245V244H213ZM222 245V244H221ZM9 246V245H8ZM18 246V245H17ZM21 247H24L22 246V244H20ZM26 246V245H25ZM28 246V245H27ZM30 246V245H29ZM32 246V244H31ZM37 246V245H36ZM40 246V245H39ZM65 246V245H64ZM67 246V245H66ZM100 246V244H99ZM178 246V245H177ZM190 246V245H189ZM193 246V245H192ZM191 246V247H192ZM34 247V245L32 246V248ZM77 248L75 247V245L69 247V248ZM93 246H87L85 248V250L81 253H77L78 249L76 251H73V255L72 257H75L76 259L70 257L69 259H65V261H62V260H58V253L60 250L56 249L52 252L49 260H48V264H107L106 263V257L103 256L100 252V250H97L95 251V253L97 254V258H95L94 260H92V258L90 257V253H89V248H91ZM156 247V245H155ZM161 247V246H160ZM179 247V246H178ZM190 247V248H191ZM206 247V246H205ZM214 247V246H213ZM217 247V246H216ZM117 248V247H116ZM142 248V247H141ZM184 248V247H183ZM24 249V248H23ZM95 249V248H94ZM112 249V248H111ZM110 249V250H111ZM125 248H123L122 250L124 251ZM170 249V248H169ZM181 248H177V253L179 252V250ZM193 249V248H192ZM203 249V248H202ZM208 249V248H207ZM212 249V248H211ZM224 249V248H223ZM226 249V247H225ZM9 250V249H7ZM6 250V251H7ZM14 250V249H12ZM27 250V248L25 249ZM32 250V249H31ZM34 250H35V247H34ZM70 250V249H69ZM96 250V249H95ZM120 250V251H122ZM131 250V248H130ZM130 250H126V251H129L128 253H130ZM133 250V249H132ZM131 250V252H132ZM159 250V249H158ZM171 250V249H170ZM169 250V251H170ZM186 250V249H184ZM36 251V250H35ZM44 251V250H43ZM122 251V253H124ZM125 251V252H126ZM145 251V250H144ZM151 251V250H150ZM163 251V250H162ZM173 251V250H172ZM181 251V250H180ZM200 251V250H199ZM197 251V252H199ZM215 251V250H214ZM218 251H221V250H218ZM5 252V251H4ZM10 252V251H8ZM21 252V251H20ZM112 252V251H111ZM183 252V251H182ZM201 252V251H200ZM199 252V253H200ZM222 252V251H221ZM256 252V253H255ZM2 253V252H1ZM16 253H18L16 251ZM113 253V252H112ZM152 252H149L148 254H145V255H142L140 256V259L138 261L139 264H183V259L184 257L182 256V259L179 257H176L174 254H165L163 255L161 258H158L157 256H154L155 258H152ZM159 253V252H158ZM164 253V252H163ZM185 253V252H184ZM216 253V252H215ZM12 254V253H11ZM36 254V253H35ZM119 254V253H118ZM150 254V255H149ZM186 254V253H185ZM192 254V253H191ZM19 255V254H18ZM126 255V253L124 254ZM123 255V256H124ZM128 255V254H127ZM131 255L134 256L133 253H131ZM129 254V256H131ZM135 255V256H136ZM139 255V253H138ZM184 255V254H183ZM187 255V254H186ZM231 255V256H230ZM0 256H2V254H0ZM4 256V254H3ZM6 256V255H5ZM34 256V255H33ZM181 256V255H180ZM190 256V255H189ZM194 256V255H193ZM198 256V255H197ZM13 257V256H12ZM15 257V256H14ZM41 257V256H40ZM112 257V256H111ZM117 257V256H116ZM127 260L129 259H132V257H127V256H124ZM200 257V256H199ZM210 257V256H209ZM208 257V258H209ZM29 258V256H28ZM32 258V257H31ZM35 258V256H34ZM113 258V257H112ZM119 258V257H118ZM122 258V256H121ZM193 258V257H191ZM205 258V256H204ZM217 258V257H216ZM11 259V258H10ZM18 259V258H17ZM199 259V258H198ZM203 259V258H202ZM214 259V258H213ZM29 260V259H28ZM32 260V263L34 264L33 262V259ZM38 260V259H37ZM64 260V259H63ZM114 261V258L111 259ZM110 260V261H111ZM121 260V259H120ZM206 260V259H205ZM215 260V259H214ZM1 261V260H0ZM14 261V260H13ZM12 261V262H13ZM16 261V260H15ZM25 261V260H24ZM110 261L108 262V264L110 263ZM111 261V262H113ZM190 261V260H189ZM6 262V261H5ZM4 262V264H5ZM8 262V261H7ZM6 262V263H7ZM30 262V261H29ZM215 262V261H214ZM1 264V263H0ZM8 264V263H7ZM115 264H125L121 261L118 260L117 263ZM190 264V262H189ZM193 264V263H192ZM196 264V263H195ZM203 264V263H202Z\"/></svg>","mask_w":264,"mask_h":264},{"label":"rangeland","instance_id":"374dc122","mask_svg":"<svg viewBox=\"0 0 264 264\" xmlns=\"http://www.w3.org/2000/svg\"><path fill=\"white\" fill-rule=\"evenodd\" d=\"M166 0H162V6L164 5L165 6V8H166V13H167V1L165 2ZM178 1H182V0H178ZM178 1H176V3L178 2ZM187 2L186 4H184L185 2ZM214 1V2H213ZM183 3H181V5L180 6H177L178 5V3H177V5L175 6V8H177V12H175L176 10H172L171 8H169V11H171V13L172 12H174L175 14H168L169 15V17L170 16H172V17H168L167 16V21H168V25L171 23V25L173 24V22H174V24L175 25H178V26H181V28L182 27H185L184 29H183V31L185 30V32H184V36H187V39H188V41H192L195 37H197L198 35H199V32L198 31H196L195 30V28L198 30V29H200V28H203L205 25H206V23L208 22V18H207V14H208V10L211 12H213V14H220L221 13V8H220V6H218V5H220L221 4V2L218 0H210V2H207V0H196V2H194L193 0H189V2H188V0L186 1V0H183L182 1ZM184 4V5H183ZM86 4H85V1L83 2L82 0H73V1H71L70 3H68V4H65V8L67 9V10H69L70 11V14H71V16H72V20H75V21H77V20H83V19H85L86 18V15L88 14V13H85L86 12V6H85ZM180 7H182L181 9H180ZM152 8V7H151ZM171 9V10H170ZM77 10V11H76ZM179 12V13H178ZM182 13V15H181V13ZM215 12V13H214ZM185 15H184V14ZM78 14V15H77ZM83 14V15H82ZM179 14H180V16H179ZM80 15H81V17H80ZM176 18H175V17ZM81 19H80V18ZM83 17V18H82ZM171 19V20H170ZM175 19V21H173ZM179 20H180V22H179ZM169 21H170V23H169ZM175 22H177V24L175 23ZM109 23H111V21L109 22ZM183 23V24H182ZM180 24V25H179ZM170 25V26H171ZM190 27V29L188 30V28ZM195 27V28H194ZM186 29H187V31H186ZM185 33H187V34H185ZM196 34V36H194ZM194 37V38H193ZM8 40H9V38H8ZM49 42H50V40H47V39H43L42 40V45L44 44L45 46H51L52 45V42H50V44H49ZM8 44V45H7ZM22 44V45H21ZM23 44L24 43H20V47H26V46H23ZM1 46H0V50H2V51H0V55H1V57H0V64H2V69L4 68V70H2L1 68H0V83H1V88H0V182L2 181V178L3 179H8L10 182L11 181H13V180H11V179H13L12 177H14V172H12V171H15V170H17V171H19L20 169H22V168H24L22 165L20 166V164L21 163H19L20 161V159H21V156L19 155V154H22V156H23V158H24V156H26V155H28L29 154V152L31 153V151L32 150H34V151H32V152H34L35 154H39L38 152H40V154L38 155V157H39V160H40V162L41 163H39V164H42V161L43 160H45V162H47V160L50 158L52 161H53V159H54V164H53V166L55 167V172H54V174H53V177H54V179H53V181L51 180V177L50 176H48L47 177V175H42L41 177H39V178H36V180L35 179H33V181H32V179L30 180H28L27 182H29V183H27V184H29V185H31V183L30 182H32L33 184H36L35 185V187L34 186H29V185H27V187L28 188H30V187H34V189L36 190L35 192H31V190H29V192H31L30 194H29V197H30V202L28 201V202H25V203H23L22 205L20 204L19 205V207L16 205V207H14L13 209H12V211H14L15 210V212H13V213H16L15 215L12 213V211H9V210H6V206L4 207L3 205H5V204H3L4 202L2 201V200H4L2 197L3 196H1L0 195V198L2 199H0V201H2V202H0V206L2 207L1 208V210L3 209V211L4 210H6V212H5V214H7L6 215V217L7 216H9V212H11V214L15 217V216H17V217H15V219H14V217L13 216H11V214H10V219H9V222H8V219L7 218H9V217H7L6 219V225H7V227H5L4 228V230H5V236L8 238V245H7V249H9V250H7V249H5V250H0V254H2V256H0V263L1 264H4V262L6 261H8L7 263L8 264H33L32 263V260L31 259H33V262H34V264H48V260H49V258H50V256H51V254H52V252L54 251V250H56V249H58V250H60L59 251V253H58V260H62V261H65V259H69L70 257H72V255H73V251H76L77 249H78V251H77V253L79 252V253H81V252H83L84 250H85V248L87 247V246H93V247H91V248H89V253H90V257L92 258V260H94L95 258H97V254L95 253V251H97V250H100V252H101V254L103 255V256H105L106 258V263L108 264V262L111 260V259H113L114 258V261L113 260H111V261H113V262H111L110 261V263L109 264H115V263H117L118 262V260L119 261H121L122 260V262L123 263H125V264H139L138 263V261H139V259H140V256H141V254L142 255H145V254H148L149 252H152L151 254H152V258H155L154 256H157L158 258H161L163 255H165V254H174L176 257H180L181 259H182V256L184 257V259H183V264H189V262H190V264H222V258L226 255V253L227 254H230L232 251V249L231 248H229L228 246H229V244L227 243V240L226 241H221V243H220V248L218 247V245H217V242H216V239H215V236H214V232H213V230H214V227L215 226H217L221 221H223V220H227V222L223 225V228H224V232L226 233V236H227V238L228 239H232L237 233H240L239 231H242V229L244 228V227H247V226H249V227H247V228H250L251 227V225H253L254 223H255V225H253L255 228H257L258 229V231H257V229L255 230V228L253 227H251L250 229H249V234H250V236L253 238V239H255L254 241H256V242H253V245H255L254 246V248L253 249H255L256 251H259V250H257L256 248H259L258 246H259V244H261V243H263L264 242V233H262V232H264V231H262V229H260L262 226L264 227V225H262V224H264V156H262V155H260L259 154V152H260V150H257V153H258V156L259 157H253V153H254V156L256 155L257 156V153H255V152H253L252 150H254V149H256V148H254V147H261V146H264L263 145V143L262 142H264V140L260 137V134L262 133V128H257V129H254L255 127H253L252 129H251V132H249V134H247V138H249V139H252V145H249V143L250 142H248V143H246V144H244L243 143V141L241 142L240 141V139H243L244 138V136L245 135H243V127L244 126H242L241 124H238L239 125V130L238 131H236V133H235V136H234V138H232V139H228V141L226 140V141H224L223 143H222V140H221V138L219 139L218 137H220V136H218L217 135V133H215L214 134V136H213V134H211L210 136H209V139H208V141L207 142H203V143H200V142H198V138L197 137H195V141H196V144H195V146H193V147H191V148H194L195 147V149L193 150V149H191L190 150V147H188L187 149L189 150H186L185 148H183V149H185L186 150V152H185V150L184 151H182L183 149H180V152H181V154L179 153V152H176V150H175V153H174V151H172V148L170 147L171 146V144L170 143H172V141H171V139H172V134H171V132L169 131V130H167L168 128V126L166 125V124H163L162 123V121H159L158 123H156V124H154V122H149L148 120H146L144 123H143V125L141 126V128H140V130L142 131L141 132V134L139 133L138 135V137L137 136H135V137H131L130 138V141L132 140H134L133 142H136L137 140H138V142L139 141H142V140H144V139H149V141H150V137L153 139H155V141H154V143H153V146L151 145L152 143H150V147L152 148V149H154V150H157L156 152H158V154L155 152V153H153V155H151V157H150V159L148 158V159H145V160H143V161H141L140 163H138V164H135V165H133V163H134V159H130L129 158V156L127 155H125V152H122L121 151V148H118V149H116L115 150V148H113L115 145H117V144H120L121 143V141L123 142V140H124V137L125 136H123L124 134H123V132L122 131H120L119 130V128L121 127V125L123 124V115L125 114V112H126V110L124 109L125 107L124 106H122V107H115L116 106V104L118 103V101H113V100H111L109 97L108 98H104L103 96H102V99L98 102V105H96V106H89L90 104H92L93 105V103H92V101L90 100V95L88 94V92L87 91H85V89H86V83H85V81H79V82H77V83H75V84H73L72 86H71V90L74 92L76 89H78V88H80V89H84L83 91H84V93L82 94V96L79 98V99H77V98H73V97H71V94H69V93H66V92H68V91H65L64 92V97L67 99L68 97H66V96H70V98H69V104H68V106H66L65 104H64V102H63V99H60L59 98V93H60V90H61V87H60V85L59 84H57L56 85V88H57V91H53V90H48L49 91V93H48V91H46L45 93H46V96H47V102H43L44 101V99L42 98V96L39 94V92H38V90H41L42 88H44V86H47V82H42L41 81V78H44V75H46V74H48L49 72H52V71H54V60H55V58H53L52 59V57H36V59H34L33 57H30L29 59H31V58H33V63H34V60L36 61V63L35 64H33L31 61H32V59L31 60H24V59H26V57H27V55H26V57L24 56V54H25V52H22V55H23V57H22V59L21 60H18L17 59V48L15 47L14 48V46H17V42H15V43H13V41L11 42V43H1L0 44ZM25 45V44H24ZM43 45V46H44ZM1 47H3V48H1ZM5 47V48H4ZM9 47L11 48L12 47V49H14V51L13 50H11L10 49V51H9ZM4 49V50H3ZM8 50V51H7ZM4 51H7V53L6 52H4ZM257 52V54H259L261 57L260 58H262V57H264V52H260V51H258V50H256ZM15 52V53H14ZM17 52V53H16ZM13 53H14V55H13ZM12 54V55H11ZM15 54H16V56H15ZM11 55V56H10ZM6 56V57H5ZM13 56H15V58L19 61H17L16 59H14V60H16V61H14V63H12L11 64V60H12V57ZM9 57H11V60H10V58ZM29 57V56H28ZM4 58H5V60L6 59H8V60H10V61H8V60H4ZM65 58H67V56L65 57ZM65 58L63 57V59H64V62L66 61L65 60ZM209 58V57H208ZM3 59V60H2ZM46 59H49V61H47ZM63 59H62V61H63ZM166 59L168 60H165L164 59V61L167 63H169L171 66H174V64L175 63H179L178 61H176V59H174V57H166ZM173 59V60H172ZM263 59V58H262ZM152 60V59H151ZM150 60V61H151ZM196 59H193V61H195ZM3 63H2V62ZM7 61H8V64H9V66L7 67H5V65L4 64H6L7 63ZM153 62H154V60H152ZM163 61V60H162ZM162 62V64L164 65H166V63L165 62ZM202 61H204V62H202ZM6 62V63H5ZM10 62V63H9ZM12 62H13V60H12ZM161 62V61H160ZM196 63L194 64L195 65V67L194 68H192L193 69V71H190L191 72V74H189V70H188V72L186 73L187 75H186V82H188V84H191V85H193V84H196V87H193V88H190L191 90H193V91H190V89L188 90L190 93H189V95H188V92H186L187 94H185V95H187V96H185L184 95V97L182 98L184 101V103H185V101L187 102V104H185V106H187V107H182V105L180 106V108H179V110H180V112L181 113H184V110H186L187 111V113L189 112L190 113V115L189 114H187L186 115V117H185V115L184 114H186V113H184L183 114V116H184V118L186 119V121H188L187 123H189L190 124V127H191V129L193 128V129H197L198 128V125L200 124V122L202 121V118L204 117V114L206 115V112L207 111H209L210 112V110H213V107L215 106V103L216 102H218V100H215V97L211 94V92H210V90L209 89H206V91L204 90V87H205V82H206V72H204V70H203V65L201 64V63H205L206 61L204 60V59H200L199 61H198V63H197V61H195ZM201 62V63H200ZM17 63V64H16ZM23 63V64H22ZM32 63V64H31ZM39 64V67L41 68L40 69V71H38V75L40 74L41 76H42V74H43V76L41 77L40 75V77L41 78H38V76L37 75H35V74H37L36 72H37V68H39L37 65ZM167 63V64H168ZM24 64H26V68L24 67L25 65ZM37 64V65H36ZM167 65V68H166V66H162L161 68L162 69H164V71H166L167 70V74H169V75H171L170 74V72L172 73L173 71L171 70V71H169V66L170 65ZM3 65H4V67H3ZM7 65V64H6ZM19 65V66H18ZM21 65V66H20ZM29 65V66H28ZM121 64H117V66H120ZM13 67L14 68V70H15V72H16V76L18 75V76H21V81H22V79L23 78H25V79H23V82L21 83L20 82V80L18 81V84H19V92H20V90H21V92H22V94H21V92L19 93L20 94V101H23V108H21V112H22V116L25 118H23L22 117V119H20L19 121H20V123H19V121H17L18 123H15V122H12L11 120H10V117H9V107H8V105H6L5 106V104H4V102H3V97H6L5 99H7L8 97L6 96L7 95V91H6V89H8V88H10V87H8L9 85L8 84H10L11 85V82H10V80L11 81H14V79H13V68L11 69L10 67ZM32 68H35V70L34 69H32ZM34 66V67H33ZM15 67H16V69H15ZM18 67H21V68H19V70H21L22 72L20 73V72H18L19 70H18ZM49 67V68H48ZM164 67V68H163ZM5 68H6V71H5ZM28 68H29V70H28ZM44 68V69H43ZM46 68H48V69H46ZM53 68V69H52ZM10 70V72H11V74L9 73V75L7 76V75H4V77L6 76L7 77V81H8V83H7V81L5 80V78H3L2 76H1V74H3L2 72H5L4 74H8L7 72H9V70ZM17 70V71H16ZM27 70H28V73H27ZM45 70H47L48 72L46 73V74H44L46 71ZM52 70V71H51ZM114 70H116V68L115 69H113L112 71H111V73H113V72H115ZM196 70V71H195ZM215 71L213 72V74L216 72V71H218V68H216V69H214ZM45 71V72H44ZM256 71V70H255ZM255 71H248V73H247V75H246V73L245 74H243V73H241L240 75H242V76H240V78H241V80L239 81L240 83V86L241 87H244V86H246V84H248L250 81H252V80H254L256 77H257V72H255ZM25 72H26V77L24 76V75H22V74H25ZM43 72V73H42ZM193 72V73H192ZM239 72V71H238ZM211 73H212V71H211ZM191 76V77H189V75ZM255 74V75H254ZM243 75H244V77H243ZM2 77V78H1ZM9 77V78H8ZM11 77H12V79H11ZM187 77H189V78H187ZM18 78H20V77H18ZM17 78V79H18ZM192 78H193V81H192ZM2 79V80H1ZM40 79V80H39ZM191 80V81H190ZM5 81V83H3V82ZM243 81V82H242ZM193 82H195V83H192ZM3 83V84H2ZM20 83L22 84V85H20ZM46 83V84H45ZM42 84V85H41ZM75 85V86H74ZM76 86H78V87H76ZM8 87V88H7ZM195 90V91H194ZM205 92H204V91ZM6 91V92H5ZM224 91H226V89L224 90ZM193 92V93H192ZM6 93V94H5ZM192 93V94H191ZM202 93H203V95H202ZM206 93V94H205ZM264 93V86H261L260 88H258V90H257V97H258V104L259 103H263L262 101H260V95L261 94H263ZM239 94V91L237 92V90H236V94L234 93V95H238ZM5 95V96H4ZM66 95V96H65ZM212 95V96H211ZM23 96V97H22ZM41 97V98H40ZM85 97V98H84ZM164 98H165V96H163ZM163 97H161V100L163 101V103H167V102H169L171 99H170V97L168 96V99H164ZM167 97V96H166ZM83 98V99H82ZM4 99V100H5ZM164 99V100H163ZM170 99V100H169ZM173 99V98H172ZM75 100V101H74ZM89 100H90V102H89ZM167 100H169V101H167ZM211 100V101H210ZM7 101V100H6ZM46 101V100H45ZM80 102V106H82V104L83 103H85L84 105L86 106H84L83 105V107L86 109L85 111H83L82 109L81 110H79V111H82V112H79V113H77V110H76V108L77 109H79V108H81L80 106L79 107H77L76 106V102ZM106 101V102H105ZM108 101H110V102H108ZM166 101V102H165ZM191 101V102H190ZM1 102H3V103H1ZM61 102H63V103H61ZM88 102H89V105H88ZM113 102V103H112ZM171 102V101H170ZM8 103V102H7ZM74 103V104H73ZM108 103V104H107ZM184 103H183V105H184ZM233 103H234V101H233ZM3 104V105H2ZM45 104V105H44ZM46 105L48 106V108L46 107ZM65 105V106H64ZM71 105V106H70ZM105 106V107H103V106ZM108 105V106H107ZM118 105V104H117ZM205 105V106H204ZM45 106V107H44ZM76 106V107H75ZM98 106V107H97ZM99 106H101V107H99ZM204 106V107H203ZM259 106H260V104H259ZM19 107H21V106H19ZM87 107H90L91 109H94V110H98L99 109V111H94V110H92V111H89V108H87ZM111 107H113V108H111ZM188 107H189V109H188ZM207 107V108H206ZM41 108H43V110L41 109ZM59 108V109H58ZM70 108V109H69ZM73 108H75V109H73ZM107 108V109H106ZM119 108H121L120 110H119ZM181 108H183V109H181ZM123 109H124V111H123ZM192 109V110H191ZM259 110V112L258 113H260V114H258L259 116L261 115V119L262 120H264V106H260V108H258ZM44 110H46V115L45 114H43V112H45ZM68 110H69V112H71V113H69L68 112ZM102 110V111H101ZM190 110V111H189ZM72 111H76V113L78 114V117H79V115L81 114V115H83V121L85 120V117L87 116V115H89V116H91L92 115V118H90L89 116H87L86 118L87 119H91V120H95V118H93L94 116H93V114L94 115H96V116H98V120H96V122H90L89 123V121L90 120H85V121H87L88 122V124L90 125V128L91 129H93L92 130V132H90V133H88L89 134V140H90V143L88 144V146H90L91 145V150L89 151L88 150V148H87V146L85 147V148H82V147H80V145L78 146V141H80V140H77V137L75 138L74 137V134H79L78 136H82V137H84L85 138V135H84V131L82 132L81 130H79L78 128H76V126H75V123H72L71 124V122H70V119L69 118H71V120H73V122H75L77 119H78V123H77V125L78 124H81V123H79V118H77V119H75L76 118V116L77 115H75V113L74 114H72ZM86 111H89V112H86ZM105 111V112H104ZM41 112V113H40ZM62 112V113H61ZM67 112H68V114H70V115H73V117L71 116H69V115H67ZM104 113H105V115H104ZM262 113V114H261ZM50 114V115H49ZM66 114V115H65ZM106 114H108V116L106 115ZM109 114H110V116H111V118L109 117ZM39 115H40V117H39ZM44 115V116H43ZM81 115H80V118H81ZM121 115V119H120V121H119V116ZM193 115V116H192ZM67 116H69V117H67ZM187 116H189V117H187ZM65 117V118H64ZM75 117V118H74ZM200 117V118H199ZM73 118V119H72ZM189 118V119H188ZM205 118V117H204ZM106 120V122H105V120ZM188 119V120H187ZM200 119V120H199ZM10 120V121H9ZM75 120V121H74ZM121 120H122V122H121ZM194 120V121H193ZM197 120V121H196ZM239 120H241V119H239ZM46 121V122H45ZM70 122V124H68L69 122ZM109 121V122H108ZM148 121V122H147ZM10 122H12L11 124H12V126H16V124H17V126L16 127H24V128H21V129H23V133H24V131L25 132H27V133H25L24 134V136H22L23 135V133H21V131H17V129H15V128H11L12 126H11V124H10ZM44 122V123H43ZM116 122V123H115ZM199 122V123H198ZM239 122H241V121H239ZM21 123H22V126H21ZM63 123V124H62ZM92 123V124H91ZM98 123V124H97ZM107 123H109V124H107ZM14 124V125H13ZM95 124V125H94ZM106 124H107V126H106ZM111 124H112V126H111ZM19 125V126H18ZM39 125V128L37 127ZM72 125H73V127H72ZM117 126L116 128L114 127V126ZM36 126V127H35ZM47 126V127H46ZM75 126V127H74ZM80 126V125H79ZM96 126H98V127H96ZM109 126V127H108ZM48 127H49V130H48ZM70 127H72L71 129H70ZM93 127V128H92ZM106 127H108V128H111L110 130H108V128H106ZM112 127H113V129H112ZM69 128V129H68ZM96 128V129H95ZM102 128V129H101ZM14 129V131H10V130H13ZM20 129V128H19ZM74 129H75V131H74ZM115 129V130H114ZM15 130H16V132H17V134H16V132H15ZM95 130H99L100 132H98L99 134H96V131ZM254 130V131H253ZM260 130V131H259ZM33 131V132H32ZM38 131H40V132H38ZM47 133H46V132ZM109 131H110V133H109ZM116 131V132H115ZM159 131V132H158ZM3 132H4V134H3ZM34 132H36V135H31V133H33V134H35ZM50 132V133H49ZM112 132H114V133H112ZM118 132V133H117ZM122 132V133H121ZM150 132V133H149ZM1 133H2V136H1ZM21 135H19V134ZM28 133H30V134H28ZM49 133V134H48ZM95 133V134H94ZM116 133V134H115ZM240 133V134H239ZM14 134V135H13ZM27 134V135H26ZM43 134V135H42ZM45 134V135H44ZM51 134V135H50ZM60 134V135H59ZM73 134V135H72ZM143 134V135H142ZM196 134H198L197 132H196ZM7 137H5V136ZM11 135V136H10ZM40 135H41V138H42V140H43V137L42 136H44L45 138H44V140H43V142H41L42 140H40L41 138H37V137H40ZM70 135H72L73 137H71ZM96 135V136H95ZM111 135V136H110ZM119 135H121L120 137H119ZM148 135H150V136H148ZM250 135V136H249ZM20 137V139L21 140H23L24 139V137H25V139H24V141L22 142V145H21V143H20V140H18L19 139V137ZM31 136H32V138H31ZM37 136V137H36ZM50 136V137H49ZM80 136V137H81ZM98 136V137H97ZM147 136V137H146ZM217 137V139L215 138V140L214 141H216L215 143L216 144H214L213 142V140H212V138L214 139V137ZM253 136V137H252ZM10 137H11V140H10ZM13 137V138H12ZM16 137V138H15ZM54 137V138H53ZM81 137V141H82V143L84 142L83 140V138ZM123 137V138H122ZM144 137V138H143ZM146 137V138H145ZM212 137V138H211ZM239 139H238V138ZM4 138V139H3ZM47 138V139H46ZM59 139V141H58V139ZM71 138V139H70ZM135 138V139H134ZM10 141H9V140ZM15 139V140H14ZM36 141H35V140ZM123 139V140H122ZM239 141H237V140ZM255 139H257V142H256V140ZM262 139V140H261ZM37 140H40V141H37ZM53 140V141H52ZM57 140V141H56ZM210 140H212V142H210ZM217 140L219 141L218 143H217ZM254 140V141H253ZM9 141V142H8ZM14 142V146H15V148H13L12 146H13V143L11 144L10 142ZM49 141H51V142H49ZM66 141V142H65ZM73 141H75V142H73ZM77 141V142H76ZM107 141V142H106ZM110 141V142H109ZM148 141V142H149ZM34 142V143H33ZM40 142V143H39ZM64 142V143H63ZM70 142H72V143H70ZM120 142V143H119ZM169 142V143H168ZM234 142H236V144H233ZM259 142V143H258ZM18 143V144H17ZM38 143H39V145H38ZM41 143H42V145H41ZM53 143V147H52V144ZM66 143V144H65ZM199 143V144H198ZM206 143V144H205ZM210 144V146L214 149V150H212L211 148H210V146L209 145H207V144ZM220 143V144H219ZM237 143H238V145H237ZM250 143V144H251ZM255 143V144H254ZM46 144V145H45ZM61 144V145H60ZM73 144H75V145H73ZM105 144V145H104ZM111 144V145H110ZM115 144V145H114ZM161 144V145H160ZM170 144V145H169ZM218 144V147H219V145H220V147L221 148H219V150L216 148V146L215 145H217ZM253 144L255 145V146H253ZM20 145L21 146H23V147H20ZM69 145V146H68ZM73 145V146H72ZM79 147H77V146ZM101 145V146H100ZM114 145V146H113ZM169 145V146H168ZM204 145V146H203ZM215 147H214V146ZM229 145V146H228ZM235 145H237V147L235 146ZM261 145V146H260ZM10 146V148L12 149H14V151H15V154L16 155H14V151L12 152V150H9L10 148H8ZM36 146V147H35ZM38 146L39 147H41L40 148V150L37 152V151H35V149L37 150V148H38ZM48 146V147H47ZM54 146H55V148H54ZM60 146V147H59ZM113 146V147H112ZM159 146V147H158ZM202 146V147H201ZM240 146V147H239ZM250 148H249V147ZM45 147V148H44ZM47 147V148H46ZM64 147V148H63ZM71 147L73 148L71 151H69L70 149H71ZM84 147V146H83ZM94 147V148H93ZM111 147V148H110ZM153 147H155V148H153ZM158 147V148H157ZM223 147V148H222ZM243 147V148H242ZM24 148V149H23ZM33 148V149H32ZM67 148H68V150H67ZM87 148V149H86ZM89 148V149H90ZM93 148V149H92ZM104 148V149H103ZM210 148V149H209ZM231 148H232V150H231ZM241 148V149H240ZM42 149V150H41ZM45 149H47V151H43V150H45ZM51 149H52V151L54 152V153H52V151H51ZM75 149V150H74ZM85 149V150H84ZM113 149V151H111ZM171 149V150H170ZM202 149V150H201ZM205 149V150H204ZM207 149V150H206ZM208 149L211 151V153H210V151H208ZM215 149H216V151H215ZM247 149V150H246ZM258 149V148H257ZM25 151V152H22V151ZM59 150V151H58ZM64 150V151H63ZM65 150H67L66 151V153L68 152V154H66L65 153ZM82 150V151H81ZM195 150H197L198 151V153H197V159H196V155H194L193 156V154L194 153H192V151L193 152H195ZM222 150V151H221ZM228 150V151H227ZM245 150H246V153H247V155H249L250 154V150H251V152H252V156L251 157H253V158H251L250 156L249 157H247L246 156V153H245ZM29 151V152H28ZM43 151V152H42ZM51 151V152H50ZM73 151H76V156L74 157L75 158V161L74 160H72V158H73V156H74V154H73ZM84 151H86L89 155L87 156V153H86V156L85 155H83L84 154ZM179 151V150H178ZM187 151H188V156L187 155H184V153H187ZM214 151V152H213ZM220 151V152H219ZM232 151V152H231ZM242 151V153H240ZM256 151V150H255ZM18 154H17V153ZM20 152V153H19ZM37 152V153H36ZM47 152H48V154H47ZM79 152V153H78ZM92 152V153H91ZM102 152V153H101ZM107 152V153H106ZM117 152V153H116ZM173 152V153H172ZM204 152L206 153V154H204ZM8 153L11 155V156H13V158L11 159L10 158V155L8 156ZM28 153V154H27ZM44 153V155L46 154L48 157H46V155H45V157H46V159H42V158H44V156L42 155ZM70 153V154H69ZM75 153V152H74ZM105 153V154H104ZM160 153V154H159ZM176 153L178 154L177 156H179V157H177L176 156ZM211 155H210V154ZM218 153V155H216ZM222 153V157L220 156V154ZM232 153L234 154L233 156H232ZM238 153V154H237ZM239 153H240V155H239ZM13 154V155H12ZM62 154V155H61ZM71 154L73 155L72 156V158H71ZM80 154H82V155H80ZM97 154H99V155H97ZM101 154V155H100ZM170 156H169V155ZM173 154H175V155H173ZM189 154H190V156H189ZM235 154H236V156H235ZM20 156V158H19V156ZM31 155L33 156V153H31ZM36 155V156H37ZM65 155V156H64ZM68 155V156H67ZM161 155V156H160ZM172 155H173V157H172ZM224 155V156H223ZM226 155V156H225ZM231 155V156H230ZM241 155H243V156H241ZM18 156V157H17ZM29 156H30V154H29ZM43 156V157H42ZM82 156V157H81ZM87 158V159H85V157ZM104 156V157H103ZM166 156H169L170 158H171V160H169L168 161V163L169 164H167V159L169 158H167ZM175 156V157H174ZM182 156V158H180ZM192 156V160H194V162H192V160H190V157ZM212 156H216V157H214V160L213 159H211L212 160V162H210V158H212ZM4 157V158H3ZM15 157H17V158H19V160L16 158L15 159ZM37 157V158H38ZM41 157V158H40ZM54 157V158H53ZM84 157V158H83ZM90 157V158H89ZM96 157H102V158H100V160H99V158H96ZM114 157V158H113ZM125 157V158H124ZM128 157V158H127ZM202 157V158H201ZM209 157V158H208ZM220 157L222 158V159H220ZM228 157V158H227ZM235 157H238V158H235ZM239 157H241V159H239ZM242 157H244V159L242 158ZM247 157V158H246ZM262 157V158H261ZM11 160H10V159ZM31 158H34V159H36L35 157H31ZM53 158V159H52ZM68 158L70 159V161H72L71 162V165H69V161H68ZM73 158V159H74ZM76 158L79 160H76ZM174 158L176 159V158H178V160H179V162H181L182 161V163H181V165H180V167L182 166V168H179V169H185V165L187 164V166H189V164L190 165H192V164H195L194 166H193V168H192V166H191V170L192 171H189V169L187 170L188 172H186V177H188L187 179V181L186 182H182L183 184V188L181 187V183H180V181H178L177 179H175L174 177V175H172L173 173H172V164H171V162H172V160H174ZM189 158V160H187ZM194 158V159H193ZM204 158V159H203ZM205 158H206V161L204 162L203 160H205ZM207 158H208V160H207ZM216 158V159H215ZM234 158V159H233ZM251 158V159H250ZM260 158V160H258ZM50 159L48 160V161H50ZM57 159V162H55V160ZM104 159H106V160H104ZM110 159V160H109ZM112 159V160H111ZM122 159H124L123 161H122ZM159 161H158V160ZM161 159V160H160ZM183 159H185V160H183ZM238 159V160H237ZM242 159H243V161H242ZM251 160V161H249V160ZM255 159H257V160H255ZM262 159V160H261ZM15 160H17V161H19L18 163H17V161H15ZM26 160V159H25ZM65 160V161H64ZM91 160V161H90ZM107 160H109V161H116V164L115 165H113L116 169H118L117 171H115L116 169L111 165V167H110V165H108L110 162L109 161H107ZM187 160V161H186ZM234 160V161H233ZM236 160V161H235ZM239 160H241V161H239ZM253 160H254V162H253ZM8 161H10V162H8ZM14 161L16 162L15 164H13L14 163ZM23 161V159L21 160V162ZM37 161H38V159H37ZM90 161V162H89ZM93 161H94V164H93ZM106 161V162H105ZM186 161V162H185ZM189 161V162H188ZM195 161H196V163H195ZM216 161V162H215ZM221 161V162H220ZM233 161V162H232ZM241 162V164H238L239 162ZM255 161H257V162H255ZM24 162V161H23ZM22 162V163H23ZM51 162V161H50ZM49 162V163H50ZM74 162V163H73ZM97 162H99V163H97ZM107 162H109L108 164H107ZM118 162V163H117ZM127 163V164H125V163ZM185 163V165H184V163ZM200 162V163H199ZM210 163V165H209V163ZM250 162L252 163V165H250V167L248 166L249 164H250ZM2 163V164H1ZM48 163V162H47ZM52 163V162H51ZM56 163H58L57 165H56ZM90 163V164H89ZM189 163V164H188ZM220 165H219V164ZM234 163V164H233ZM247 163V164H246ZM255 163V164H254ZM17 164L20 166V167H16L17 166ZM43 164H44V161H43ZM74 164V165H73ZM198 164V165H197ZM204 164H205V166H204ZM207 164V165H206ZM229 166H228V165ZM254 164V165H253ZM259 164V165H258ZM10 165V166H9ZM16 165V166H15ZM64 165H65V167H64ZM68 165V166H67ZM119 165V166H118ZM169 165H171V166H169ZM201 165V166H200ZM222 165H224V166H222ZM230 165H232V167H230ZM234 165V166H233ZM241 165V166H240ZM12 166H15V167H12ZM102 166V167H101ZM128 168H127V167ZM131 166V167H130ZM185 166V167H184ZM203 166V167H202ZM215 166V167H214ZM218 166V167H217ZM236 166H237V168H236ZM258 167V169H257V167ZM70 167H71V169H70ZM103 167H105V168H103ZM113 167V168H112ZM184 167V168H183ZM197 167V168H196ZM200 167V168H199ZM227 167H228V169H227ZM233 167H235L236 168V170H234L235 168H233ZM246 167V168H245ZM11 171V169H12V171L10 172V175L9 174H7V173H9V172H7V170L8 169ZM16 168V169H15ZM19 168V169H18ZM130 168V169H129ZM188 168V167H187ZM190 168V167H189ZM208 168V169H207ZM218 168V169H217ZM249 168V169H248ZM254 168H256L255 170H254ZM260 168V169H259ZM7 169V170H6ZM105 169V170H104ZM110 169V170H109ZM111 169H113L114 171H112ZM121 169V170H120ZM211 169V170H210ZM213 169V170H212ZM214 169L216 170V171H214ZM222 169V170H221ZM252 169V170H251ZM8 170V171H9ZM24 170V169H23ZM23 170H20V171H23ZM100 170V171H99ZM167 170H169V171H167ZM201 170V171H200ZM203 170H205V172L203 171ZM221 170V171H220ZM233 170V173L231 172ZM244 170L246 171L247 170V172H249V171H252V173H255L256 172V174H253V175H255L254 177H253V175H250L251 174V172H249V173H245L244 174ZM249 170V171H248ZM259 170V171H258ZM211 171V172H210ZM213 171V172H212ZM7 172V173H6ZM16 172V171H15ZM114 172V173H113ZM121 172H123V173H121ZM165 172V173H164ZM191 172V173H190ZM193 172V173H192ZM195 172H198V173H200V174H198V173H195ZM202 172L204 173V174H202ZM221 172H223V173H221ZM232 174H231V173ZM236 172V173H235ZM258 172V173H257ZM6 173V174H5ZM117 173V174H116ZM126 173V174H125ZM171 173V174H170ZM190 173V174H189ZM224 173H226V176H225V174ZM228 173H229V175H230V177H231V179L230 178H228L227 177V175H228ZM5 174V175H4ZM16 174V173H15ZM18 174H20V175H22V172L21 173H17L16 175L18 176ZM64 174V175H63ZM120 174V175H119ZM171 175L170 177H172V176H174V177H172V179H173V181L174 180H177V182L176 181H174L175 182V184H176V187L178 188L179 186H180V188L179 189H183V191L182 190H180V191H178V190H176V187H175V184H171V183H173L172 182V179L170 178L169 179V175ZM188 174H189V176H188ZM237 174V175H236ZM247 174H249V175H247ZM15 175V176H16ZM112 175H114L113 177H111ZM129 175V176H128ZM161 175L163 176V177H161ZM204 175V176H203ZM210 175H211V177H210ZM234 175V176H233ZM236 175V176H235ZM248 177V178H245L246 176ZM7 176V177H6ZM8 176H11V178L10 177H8ZM52 176V175H51ZM102 176H105V178L104 177H102ZM160 176V177H159ZM165 176H168V177H165ZM197 178H196V177ZM203 178H202V177ZM215 176V177H214ZM44 177H47V178H45V179H43ZM97 177H98V180L100 181H98L97 180ZM206 177H207V179H206ZM209 177V178H208ZM213 177V178H212ZM233 177H235V179L233 178ZM252 177V178H251ZM261 177V178H260ZM10 178V179H9ZM14 178H18V177H14ZM41 178H42V181H47V183L45 182V184H44V182H43V185H41V187L43 188V186H44V189L41 191V189H40V187H39V185L41 184V182L40 181H38V179L39 180H41ZM58 178V179H57ZM91 178V179H90ZM102 178H104L103 180H106L107 179V181H105L106 183H104V181L102 180ZM166 178H168L170 181H171V183H170V181L169 180H167ZM195 178V179H194ZM201 178V179H200ZM245 178V179H244ZM249 178H251V179H249ZM253 178H254V180H253ZM257 180H256V179ZM101 179V180H100ZM194 179V180H193ZM204 179H206V180H204ZM230 179V180H229ZM238 179H240V180H238ZM248 179V180H247ZM90 180H91V182H90ZM96 182H95V181ZM202 180H204V181H206V182H200V181H202ZM210 180H211V183H210ZM213 180V181H212ZM225 180V181H224ZM238 180V181H237ZM244 180V181H243ZM260 180V181H259ZM15 181V180H14ZM14 181H13V183H14ZM63 181V182H62ZM103 181V182H102ZM194 181V182H193ZM195 181H197V182H195ZM226 181H227V183H226ZM236 181H237V183H239V184H237L236 183ZM242 181H243V183H245V184H247V186H245V185H242L243 183H242ZM251 183L250 184V186L248 185L249 183ZM258 181H259V183H258ZM53 182V183H52ZM130 182V183H129ZM188 182V183H187ZM247 182V183H246ZM253 182V183H252ZM52 185H51V184ZM57 183H60V184H57ZM63 183V184H62ZM130 184V185H128V184ZM180 185H179V184ZM187 183V187H188V189H187V187H186V185L185 184ZM190 183V184H189ZM197 183V184H196ZM231 183H233V184H231ZM39 184V185H38ZM46 184H48L49 186H47ZM90 185V186H86V185ZM97 184V185H96ZM195 185L196 186V188H195V186H193V185ZM230 184V185H229ZM241 184V185H240ZM258 184V185H257ZM260 184V185H259ZM38 185V186H37ZM82 185H83V187H82ZM84 185L87 187V189L89 190V191H87L86 190V187H84ZM99 185H101L100 187H102V188H99ZM174 185V186H173ZM184 185H185V187H186V191L184 192ZM201 185V186H205V187H199V186ZM208 185V186H207ZM45 186L47 187V188H45ZM58 188H57V187ZM98 186V187H97ZM132 186V187H131ZM48 187H51L50 189L48 188ZM90 187H92V188H90ZM95 188V191H94V188ZM126 187H128V188H130L131 190H129L128 188H127V190L125 189ZM191 187V188H190ZM207 187V188H206ZM56 188V189H55ZM97 188H99L100 190H98ZM206 188V189H205ZM31 189V188H30ZM33 189V188H32ZM38 189V190H37ZM57 189H59V190H57ZM107 189V190H106ZM123 189H125L126 190V192H125V190H123ZM198 189H200L199 190V192L201 193H204V194H202L201 193V195L198 193L197 194V191H198ZM55 190H57L56 192H55ZM62 190H63V192H62ZM92 190H93V192H92ZM97 190H98V193H97ZM103 190V191H102ZM106 190V191H105ZM114 190V192H109V191H113ZM121 190H123V191H121ZM190 190V191H189ZM192 190V191H191ZM205 190V191H204ZM40 191V192H39ZM44 191V192H43ZM58 191H59V193H58ZM83 192L84 194L82 195L81 194V192ZM135 192V194H134V192ZM173 191V193L171 194V192ZM182 191V192H181ZM28 192V193H29ZM39 192V193H38ZM41 192H43V193H41ZM86 192H89V193H86ZM97 193V195L98 196H104V197H102L103 198V200L105 201V203H104V201L102 200V198L100 197V199H99V197L96 195L95 196V194ZM99 192H100V194H99ZM105 192H106V194H105ZM124 194H123V193ZM178 192H181L180 193V196H179V194H177ZM187 192V193H186ZM193 192V193H192ZM195 192V193H194ZM34 193H35V195H34ZM94 195H93V194ZM102 193V194H101ZM120 193V194H119ZM185 193V194H184ZM62 194V195H61ZM92 194V196H90ZM117 194V195H116ZM131 194V195H130ZM195 194V195H194ZM40 195V196H39ZM44 195V196H43ZM86 197H85V196ZM87 195L89 196V197H87ZM106 195V196H105ZM108 195V196H107ZM119 195H121L120 197H118ZM126 195V198L125 197H123V196H125ZM177 195V196H176ZM71 196V197H70ZM94 196V197H93ZM109 196H113V202L111 201V197H109ZM130 198V199H127L128 197ZM132 196H135V197H132ZM175 196V197H174ZM202 198H201V197ZM45 197V198H44ZM67 197V198H66ZM73 197V198H72ZM90 197H93L92 199L90 198ZM108 197V198H107ZM118 197V198H117ZM131 197H132V200H131ZM141 197V198H140ZM193 197V198H192ZM39 198V199H38ZM42 198H44V200L42 199ZM65 198V199H64ZM111 198V199H110ZM121 199L120 201L118 200V199ZM134 198H136V199H134ZM137 198H139L138 200H137ZM174 198V199H173ZM196 198V199H195ZM262 198V199H261ZM34 199V201L32 202V200ZM126 199V200H125ZM194 199V200H193ZM198 199H199V201H198ZM255 199V200H254ZM257 199V200H256ZM261 200V202H260V200ZM100 200H102V201H100ZM116 200H117V202H116ZM128 200V201H127ZM130 200L132 201V202H130ZM142 201V202H140V206L138 207L139 208V210H138V208L136 207L137 205H138V203H137V201ZM174 201V203H173V201ZM262 200H263V202H262ZM42 201H44V202H42ZM94 201V202H93ZM109 201H111V202H109ZM127 201V202H126ZM136 202V204H135V202ZM178 201V202H177ZM255 201V202H254ZM39 202V203H38ZM51 202V203H50ZM97 202V203H96ZM107 202V203H106ZM124 202V203H123ZM128 202L130 203V207L129 206H127L126 204H128ZM172 202V203H171ZM249 202H250V204H249ZM260 202V203H259ZM35 203V204H34ZM37 203V204H36ZM52 203H53V205H52ZM132 203H134V205H135V207H134V205L132 204ZM176 203H177V205H176ZM219 203V204H218ZM253 203V204H252ZM255 203H257V204H255ZM262 203V204H261ZM3 204V205H2ZM40 204H41V206H40ZM143 204V205H142ZM170 204V205H169ZM174 204V205H173ZM44 207H43V206ZM81 205V208H82V206H83V208L81 209V211L79 210V208H77V207H79ZM50 206V207H49ZM63 206V207H62ZM133 206V207H132ZM143 206H144V208H143ZM257 207L256 208V210H253L254 211V213H252L253 211L251 210V208L253 209V207ZM28 207V208H27ZM36 207V208H35ZM48 207V208H47ZM94 207H95V209H94ZM97 207V208H96ZM141 207V208H140ZM168 207V208H167ZM250 207V208H249ZM254 207V208H255ZM261 207V208H260ZM5 208V209H4ZM17 208V209H16ZM19 208V209H18ZM68 208V209H67ZM86 208V209H85ZM132 208L133 209H136V211L138 210V211H141V209H145L144 210V212L146 213L147 211V215H148V217H147V215L145 216L144 215V213H138V214H136L133 210H132ZM174 208V209H173ZM246 208V209H245ZM25 209V211H23ZM35 209V210H34ZM79 212H77L76 210ZM88 209H89V212L90 213H88L87 211H88ZM91 209V210H90ZM98 209H100V210H98ZM178 210V211H176V210ZM260 209V210H259ZM11 210V209H10ZM17 210H19V213L17 214ZM26 210H30L29 212L28 211H26ZM33 210V211H32ZM72 210H75V211H72ZM98 210V211H97ZM173 210V211H172ZM175 210V211H174ZM223 210V211H222ZM234 210V211H233ZM238 210V211H237ZM258 210L259 211H261L263 214H261V212L259 213L258 212ZM7 211H9L8 213H7ZM21 211V212H20ZM35 211H37V212H35ZM52 211V212H51ZM54 211V212H53ZM71 211H72V213H71ZM131 211V212H130ZM137 211V212H138ZM143 211V210H142ZM141 211V212H142ZM160 211V212H159ZM171 211H172V213H171ZM222 211V212H221ZM233 211V212H232ZM235 211H237V212H235ZM244 211V212H243ZM248 211H250V212H248ZM24 212H25V214H24ZM75 212V213H74ZM77 212V213H76ZM83 214V219L85 218V217H88V218H85V220H82V217H80V215H81V213ZM92 212V213H91ZM119 212H121L120 214H119ZM125 212V213H124ZM133 212L137 215L136 217H138L139 218V220L141 219V217H142V215L143 216H145V219L146 220H144V217H143V220L141 219V221H139L138 220V222H137V219L135 218V214H133ZM152 212V213H151ZM218 214H217V213ZM221 212V213H220ZM224 212H225V214H224ZM21 213H23L22 214V216L24 215V217H22L21 216ZM33 213L34 214H36V215H33ZM38 213V214H37ZM47 215H46V214ZM75 215H74V214ZM85 213V214H84ZM102 213V214H101ZM124 213V214H123ZM132 215H131V214ZM161 213V214H160ZM169 213V214H168ZM176 213H177V215H176ZM227 213V214H226ZM234 213H236V214H234ZM20 214V215H19ZM28 214V215H27ZM30 214V215H29ZM73 214V215H72ZM98 214H100V215H98ZM113 214V215H112ZM115 214V215H114ZM164 216V215H167V216H165L166 218H167V223H165V221H166V219H165V221H164V219H162L163 218V216H162V218H161V216ZM221 216H220V215ZM244 214V215H243ZM249 214V215H248ZM89 215V216H88ZM102 215H104V216H102ZM112 215V216H111ZM123 215H125V217L123 216ZM154 215V216H153ZM179 215H180V217H179ZM237 215V216H236ZM246 215V216H245ZM256 215H259V216H256ZM19 216H21V219H20V217ZM29 216H30V218H29ZM33 216V217H32ZM34 216L36 217L34 220L36 221V224H35V221L33 220V223L34 224H32V218H34ZM54 216V217H53ZM68 216H69V219H68ZM82 216V215H81ZM122 219V220H118V218L119 217ZM130 217V218H132V222H130V221H128V220H126V218L127 217ZM132 216H134V217H132ZM150 216H152L151 218H150ZM169 216V217H168ZM218 216V217H217ZM246 218H245V217ZM248 216H250V217H248ZM12 217V218H11ZM28 217V218H27ZM32 217V218H31ZM39 217V218H38ZM41 217H43V218H41ZM46 217V218H45ZM97 217V218H96ZM109 217V218H108ZM123 217V218H122ZM147 217V218H146ZM153 217H155L154 219L158 222V223H165V227H163V228H165L164 229V231H166V232H168V234L170 233V234H174L175 235V237L173 236V238L171 239L172 241H169V242H165V243H157V240H154L153 238H151L152 236H153V233H150L149 235H150V239L151 240H148L149 239V236L148 235H145L143 232V234H142V238H148L147 239V241H146V239H145V242L142 240V238H141V242H139V241H136L135 240V238H130V234H132L133 233V231L135 230V229H139V228H141V230L143 231V230H146V231H144L145 233L148 231V228L147 227H145L144 225H146L147 224V226L149 227L150 226V220L148 221V219L150 218L151 220H152V218ZM164 217V218H165ZM173 217H175V218H173ZM212 217V218H211ZM231 217V218H230ZM248 217V218H247ZM262 217V218H261ZM24 218V219H23ZM26 218V219H25ZM41 218V219H40ZM45 218V219H44ZM54 218V219H53ZM112 218V219H111ZM114 218V219H113ZM119 218V219H120ZM130 218H128L129 220H130ZM133 218H135V219H133ZM169 218H170V220H169ZM212 220H211V219ZM222 218V219H221ZM235 218H236V220H235ZM245 218V219H244ZM251 218H253V222H252V220H250ZM255 218V219H254ZM262 220H260V219ZM11 219H13V221L15 222H12L11 223ZM18 219V220H17ZM38 219V220H37ZM73 220V223L75 224V222L74 221H76V226L72 223V220ZM88 221H87V220ZM172 219V220H171ZM177 221H176V220ZM220 219V220H219ZM258 219H259V222H258ZM17 220V221H16ZM133 220H135V221H133ZM182 220V221H181ZM217 220V221H216ZM240 220V221H239ZM42 221H44V223L42 222ZM66 221L68 222V223H66ZM71 221V222H70ZM145 223V221H147L148 223H145L144 225H142V227L140 226L143 222ZM170 221H171V223H170ZM255 221V222H254ZM29 222H30V225H29ZM51 222V223H50ZM53 222V223H52ZM79 222H81V223H79ZM119 222H121V223H119ZM137 222V223H136ZM142 222V223H141ZM176 222V223H175ZM219 222V223H218ZM256 222H258V223H256ZM17 223H21L20 225L19 224H17ZM50 223V224H49ZM85 223H87L86 225H85ZM118 223V224H117ZM134 223V224H133ZM172 223L174 224V227L176 228L177 226H175V225H178V224H180V225H178V227H179V230H178V232H176L177 230V228L176 229H174V227H172ZM210 223V224H209ZM235 223H236V225H235ZM241 223V224H240ZM249 223V224H248ZM260 223H262L261 224V227H260ZM18 225V226H16V225ZM72 224V225H71ZM120 224V225H119ZM131 224V225H130ZM211 224H213V225H211ZM257 224V225H256ZM9 225V226H8ZM31 225H34V226H31ZM59 225V226H58ZM77 225H79V226H77ZM82 225V227H80ZM117 225V229L119 228V230L117 231V229H116V227H113V226H116ZM119 225V226H118ZM129 225V226H128ZM133 225H135V226H133ZM233 225V226H232ZM238 225H239V227H238ZM243 225H244V227H243ZM21 226V227H20ZM24 226V227H23ZM29 226H31V228L32 229H29L28 227ZM46 226V227H45ZM95 226V227H94ZM100 226V227H99ZM127 226V228H125ZM138 226V227H137ZM143 226L145 227V228H143ZM257 226V227H256ZM258 226L260 227V228H258ZM11 227L13 228V229H11ZM15 227V228H14ZM68 227V228H67ZM75 227V228H74ZM77 227H79V228H82V229H78ZM84 227V228H83ZM92 227V228H91ZM95 229H94V228ZM129 227V228H128ZM227 227V228H226ZM243 227V228H242ZM7 228H8V231H7ZM19 228L21 229L22 228V230H19ZM28 230H27V229ZM39 228V229H38ZM133 230H132V229ZM170 228V229H169ZM185 228V229H184ZM226 228V229H225ZM238 228V229H237ZM239 228H240V230H239ZM246 228V229H247ZM16 229V230H15ZM25 229V230H24ZM72 229H73V232H72ZM74 229H77V230H74ZM122 229H124V230H122ZM231 229V230H230ZM236 229V230H235ZM252 229V231L254 232H252V231H250ZM261 231H260V230ZM11 230V231H10ZM15 230V231H14ZM19 230V231H18ZM32 232H31V231ZM70 230H71V232H70ZM186 230L189 232H186ZM211 230H212V232H211ZM239 230V231H238ZM264 230V229H263ZM14 232V234L13 233H11V232ZM24 231H25V233H27V231H28V236H29V238H28V236H26L27 234H24ZM33 234V235H31V233ZM52 231H54L55 233H54V235H55V241L53 242L52 241V238H51V232ZM119 231H122V234H121V232H119ZM174 231H175V233H174ZM209 231V232H208ZM234 231H236V232H234ZM8 232V233H7ZM18 232V233H17ZM64 234H63V233ZM78 232V233H77ZM150 232V231H149ZM172 232V233H171ZM233 232L235 233V234H233ZM10 233V234H9ZM19 233H20V235H21V237L22 238H24L25 236H26V238L28 239V241H30L31 242V244H32V246L34 245V247H35V250H34V247L32 248V246H31V244H29L28 243V241H27V239H21V238H19L20 236H19ZM22 233V234H21ZM69 233V234H68ZM81 233V234H80ZM148 233V232H147ZM211 233H212V235H213V237H212V235H211ZM252 233V234H251ZM79 236H78V235ZM184 234V235H183ZM188 234V235H187ZM263 234V235H262ZM12 235L14 236V238L12 237ZM16 235H18V237L16 236ZM25 235V236H24ZM99 235H101V236H99ZM108 235V236H107ZM229 235H231V236H229ZM254 235H256L258 238H256V236H254ZM11 236V237H10ZM69 236H70V238L72 239V241H71V239L69 238ZM125 236H127V237H125ZM187 238H186V237ZM38 237V238H37ZM45 237V238H44ZM75 237H77V239L75 238ZM116 237V238H115ZM9 238H11V239H9ZM13 238V239H12ZM47 238V239H46ZM104 238V239H103ZM186 238V239H185ZM259 238H260V241H258L259 240ZM34 239V240H33ZM38 241H37V240ZM176 239V240H175ZM258 239V240H257ZM17 240V241H16ZM19 240H21V241H19ZM26 240V242H24L23 243V241H25ZM33 240V241H32ZM45 242V244H44V242ZM73 240H75V241H77V242H79L78 244L76 243V244H74L75 242L73 241ZM108 240V241H107ZM180 240V241H179ZM186 240V241H185ZM49 241V242H48ZM131 241H134V243L132 242L131 243ZM153 241V242H152ZM155 241H156V243H155ZM176 241V242H175ZM185 241V242H184ZM212 241H214V242H212ZM34 242H35V244H34ZM64 242V243H63ZM140 244H139V243ZM142 242H144V243H142ZM189 242H190V244H189ZM196 242V243H195ZM258 242V243H257ZM10 243H11V245H10ZM139 245H138V244ZM171 243H173V244H175L176 243V246L175 245H172ZM195 243V244H194ZM16 244V245H15ZM20 244H22V246H24V247H21L20 246ZM99 244H100V246H99ZM134 244H136V245H138L139 247L137 248V251L136 252H138L139 253V255H138V253H137V255L133 252V251H135L136 250V245L134 246V248L133 247H130V246H133ZM147 244H149V245H151V247H150V249H149V252L147 253L146 252V249H145V247H146V245ZM214 244V245H213ZM222 244V245H221ZM18 245V246H17ZM26 245V246H25ZM28 245V246H27ZM30 245V246H29ZM37 245V246H36ZM40 245V246H39ZM65 245V246H64ZM67 245V246H66ZM73 245H75V247H77L76 249L75 248H69V247H71V246H73ZM155 245H156V247H155ZM170 245H172V246H170ZM179 247H178V246ZM190 245V246H189ZM193 245V246H192ZM161 246V247H160ZM192 246V247H191ZM206 246V247H205ZM214 246V247H213ZM217 246V247H216ZM117 247V248H116ZM142 247V248H141ZM184 247V248H183ZM191 247V248H190ZM225 247H226V249H225ZM24 248V249H23ZM27 248V250H25ZM96 250H95V249ZM112 248V249H111ZM123 248H125L124 249V251L122 250ZM130 248H131V250H132V252H131V250H130ZM171 250H170V249ZM177 248H181L180 250H179V252L177 253ZM193 248V249H192ZM203 248V249H202ZM208 248V249H207ZM212 248V249H211ZM224 248V249H223ZM12 249H14V250H12ZM32 249V250H31ZM70 249V250H69ZM73 251H72V250ZM111 249V250H110ZM130 250V253H128L129 251H126V250ZM135 249V250H134ZM159 249V250H158ZM184 249H186V250H184ZM231 249V250H230ZM7 250V251H6ZM44 250V251H43ZM120 250H122L124 253H122V251H120ZM145 250V251H144ZM151 250V251H150ZM163 250V251H162ZM170 250V251H169ZM173 250V251H172ZM201 252H200V251ZM215 250V251H214ZM218 250H221V251H218ZM5 251V252H4ZM8 251H10V252H8ZM16 251L18 252V253H16ZM21 251V252H20ZM113 253H112V252ZM126 251V252H125ZM183 251V252H182ZM197 251H199V252H197ZM229 251H230V253H229ZM2 252V253H1ZM159 252V253H158ZM164 252V253H163ZM187 254H185V253ZM216 252V253H215ZM12 253V254H11ZM36 253V254H35ZM119 253V254H118ZM126 253V255H124ZM131 253H133L134 254V256L133 255H131ZM192 253V254H191ZM256 253V252H255ZM3 254H4V256H3ZM19 254V255H18ZM128 254V255H127ZM129 254L131 255V256H129ZM184 254V255H183ZM6 255V256H5ZM35 256V258H34V256ZM127 256V257H132V259H129V260H127L124 256ZM136 255V256H135ZM150 255V254H149ZM181 255V256H180ZM190 255V256H189ZM194 255V256H193ZM198 255V256H197ZM13 256V257H12ZM15 256V257H14ZM28 256H29V258H28ZM41 256V257H40ZM113 258H112V257ZM117 256V257H116ZM121 256H122V258H121ZM200 256V257H199ZM204 256H205V258H204ZM210 256V257H209ZM223 256V257H222ZM231 256V255H230ZM32 257V258H31ZM119 257V258H118ZM191 257H193V258H191ZM209 257V258H208ZM217 257V258H216ZM11 258V259H10ZM18 258V259H17ZM72 258H74V259H76L75 257H72ZM199 258V259H198ZM203 258V259H202ZM215 260H214V259ZM29 259V260H28ZM38 259V260H37ZM64 259V260H63ZM121 259V260H120ZM206 259V260H205ZM14 260V261H13ZM16 260V261H15ZM25 260V261H24ZM190 260V261H189ZM13 261V262H12ZM30 261V262H29ZM215 261V262H214ZM5 262V264H7ZM256 264H264L263 263V261L262 262H256Z\"/></svg>","mask_w":264,"mask_h":264}]
</instances>
